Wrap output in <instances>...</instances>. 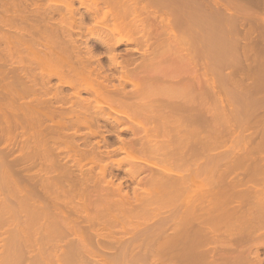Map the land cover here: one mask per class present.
I'll list each match as a JSON object with an SVG mask.
<instances>
[{
    "label": "bare ground",
    "instance_id": "6f19581e",
    "mask_svg": "<svg viewBox=\"0 0 264 264\" xmlns=\"http://www.w3.org/2000/svg\"><path fill=\"white\" fill-rule=\"evenodd\" d=\"M12 1H14V0H12ZM19 1V0H18ZM25 1V0H24ZM26 1H28V0H26ZM35 1H37V0H35ZM35 1L33 0V2L31 1L30 2V0L28 1V2H26V3H28V4H34L35 5ZM39 1V0H38ZM72 0H68V1H66L65 0V2H62L61 4H63V7L65 6V8L66 9H68V11L69 12H71L66 18H65V14H63L62 13V11H60V10H62V9H60V8H58L59 6V4H57L55 7H51L50 5V7L48 6V8L46 7L45 8V6H43L44 8H42V6L40 5V7L42 8H40L39 6H38V3L36 2V5H35V8L34 7H32L31 5V7L30 6H28V4H25V3H23V0H22V6L25 4V5H27V7L29 8H33L32 10L33 11H28V10H30V9H28L27 11V13L25 14L24 13V15L22 14L21 15V17H22V20H26L25 22L23 21V23L24 24H18V23H22V20H21V18L20 17H18V16H16L17 15V13H19L18 12V10L19 9H12V10H17V11H13L14 13H16V15L12 12V13H8L10 10V7L8 6L9 5V3H8V5L6 4L7 2H10V1H5V0H0V76H4V78L3 77H1V78H3L2 79V81H4V79L6 78V80H9V76H11L10 75V73H11V71H12V83L11 82H5L4 81V84H2V82H1V80H0V96H1V94H4V96L1 98L0 97V101H2V102H4V101H6V102H8V99L10 100V101H12V102H10L9 101V104L8 103H4V104H7L8 106H5V105H3V104H0V107H2L3 106V108H4V106H5V110H4V114H9V117H10V115L12 116V118L11 119H13L14 117V119L13 120H11V119H9V121L10 122H12L13 123V126L15 127H13L14 129H16L17 127V130L21 127V126H23V127H25L24 126V124L26 125V129H28L27 128V125H28V127H29V123H31L34 119H36L35 121H33V122H35V123H38V121H40L39 123H40V125L39 126H41V122H42V127L44 126V125H48V122H47V120H49L48 118H50V120H52V123L50 124V120H49V126L51 127V129L49 130V128L50 127H46V126H44V128H40V127H38V125L37 126H33V125H30V127L32 126V128L33 127H35V129L33 128V130H34V132H36L35 134L37 135V137H38V139H39V136H42V138L43 137H45L46 136V132L47 131H49V132H47V134L49 135V133L52 135L53 133H56L55 135H61L62 137H57L56 139H54L55 138V136H54V134H53V136H52V139H54V140H52L51 139V136L49 135V137L48 138H41L42 140H47V141H49V138L51 139V141H50V143L53 141V142H56V140H57V142L56 143H54L55 144V146H57L56 144L57 143H59L58 142V140L61 138H64L63 136H65L66 138H70V136H71V138L72 137H74V136H76V135H74V136H72L73 134H76V132H78V134L77 135H80V136H78V137H80V138H78L79 140H80V143H81V140L83 139V137L84 136H82V135H85V132H83V134L81 135V130L82 129H86V127H87V131L88 132H86V137H84V138H86L87 140H85V141H83V143H81V145L82 144H84V142H88L89 140H91V137L93 138H95L96 137V140H94V143L92 144V143H90V142H93V139L91 140V141H89V143H86L87 144V146H88V144H90L88 147H90L91 146V150L93 149V147H95V145L97 144V150H99L98 152H97V150L94 148V150H96L95 152H97V153H95L94 152V150H93V152L91 151V150H88L89 152L91 151L92 152V154L90 153L89 155H91L92 157H88V153L87 152H85L84 153V151H85V148H86V144H84V145H82L84 148H82L83 150H81V145H79V146H77V144H76V142H77V138H76V142L74 143V144H76V147H75V145L73 144V145H70V143H71V141L72 142H74L73 141V138H72V140H71V138L69 139V141H68V139H66V138H64L65 139V141H64V139H60V141H64V142H61V144H65V146L63 145V149H64V147L66 148H68V149H66V152L68 151V150H70V151H68L67 153H63V149L62 148H60L61 147V144L59 143L58 144V146L60 145V147H58V150H60V151H62V153L59 151V152H57V153H54V152H56V150L55 149H52V151L53 152H51L50 151V148H55V146H53L52 147V143L51 144H49V142H46V141H43V142H46V143H44V144H49V145H47V147L46 146H43L44 144H43V142L42 141H40V140H38V142L40 143V142H42V143H40V144H42V148H43V150H41V145H39V144H37V147H38V150L40 151V152H43L44 150H45V152H43L44 154L46 153V151H48V153H46V154H49V155H45V158L47 157L49 160H51L50 161V163L52 162V160H53V163L50 165V163H48V166L50 165L51 166V168H50V166H49V168H48V166H47V163H46V166H47V168H46V171H44V172H49V171H47V170H49L50 169V176L52 177V176H54L55 175V177H53L52 179H51V177L49 176V173L47 174H45L44 175V177H42V178H45L46 179V175L47 176H49V177H47L48 179H50V181L48 180V182L47 183H45V180L44 179H41V180H44L43 182L45 183H42V182H38V180H40V178L38 177V180L36 181V178H37V176L38 175H41V174H39L38 173V175L37 176H34V177H36L35 178V180L33 179V178H31V177H33V175H31L30 176V174H32L31 172H29V173H26V174H28L29 176L28 177H30L32 180H34V182L31 180L30 181V179L28 178V177H26L27 175L25 174V173H23V170H22V168H23V165H21L22 163L24 164V166H26V169L30 166V164H33V163H35L34 165H36V164H39L38 162H40V161H38V160H40V158L42 159L43 157H42V155L41 156H39V154H41L38 150H36V151H34V153L36 154H34L33 152H30L29 151V154L27 155V159H26V157L24 158H22V157H18L17 156V159H15V155H11V156H14V159H12L11 160V156L9 155V160H11L10 162H9V160H6L7 159V155H5V154H8V152L9 151H5V149H6V147H3V150H1V147H0V188L2 189V186H4V193H6V190H7V192H12V191H8V188H5V187H7V185L9 184V181L11 182L12 180H10V178H15L13 181H15L14 183L16 184V182H18L16 185H17V187H16V190H17V188L18 189H20V190H24V191H28L29 192V195H28V192H27V197L25 198L26 199V201L27 202H25L24 200H22L21 202L19 201L20 199H22V198H20V197H23V196H20V195H24L20 190H17L18 191V193L19 194H17V191H16V194L17 195H13L14 197L15 196H18L19 195V199H18V197H15V198H17V202H19L20 203V207H21V210L22 209H24V207L22 208V206H23V204H24V206L26 207L27 205L29 206H27L25 209L26 210H28V209H30L31 208V210H35V209H37V208H35L34 207V209H32V207H31V205H35L36 204V202L40 199V196H43V193H46V191L47 190H49V194H50V196H49V194L48 193H46L45 194V196H44V199L41 197V201L39 200V202H42V203H38L39 205H37V206H39V209L41 210H43L42 212H41V214H43L44 213V209L43 208H40L41 206H43V204L45 203L48 207H52V208H55V209H52L53 211H57L58 210V212H54V216H55V220L57 221V223L59 224H61V227H63V228H61L60 229V226L58 227V225L56 224V221L55 220H53V213H52V210H50L49 208L48 209H46L45 211H47V210H50L51 211V213H52V218L51 217H48V218H50V219H52V221H55V222H53L54 224H55V228L53 227L52 229H55L54 231L56 232L58 229H60L59 231H57V232H59L58 234H57V232L56 233H54V235L55 234H57V236H58V238H57V236H56V239H55V236H53V232H50V233H45V234H47L48 236H47V238L45 237V235H44V233L42 234H40L41 235V239H38V240H40V242L37 240V238H36V241H37V243L38 244H36V242L34 241L35 239H33V238H35V236H33V238H32V234L34 233V234H36L35 232H36V230H37V233L38 232H40L41 231V229H42V231L44 232V230L46 229V228H44V230H43V227L45 226V225H43L42 223H38V220L40 219V218H38V217H41V216H37V215H35L36 213L34 212L33 213V218L35 219V220H33V221H35L34 223H36V224H34L35 226L36 225H38V227H39V225L41 224L42 226H41V228L40 229H35V228H37V227H35L34 229H35V232L33 231V233L29 236V237H31V238H29L28 237V235H27V238L29 239V240H31V242L29 241V245L27 244L26 246H29V247H27V248H31L32 247V249H30V251L31 250H33L34 248H35V246L34 245H40V246H37L36 248H38V247H40V251H37V253L38 254H34L35 255V258H34V255H33V257L32 258H30L29 256H32L31 254H32V252H29V249L27 250L28 252H29V258L31 259V261L32 260H34L33 262H35V263H32V264H37V262L39 261V262H41L42 264L43 263H45V264H80V263H82V264H114L115 262L116 263H118L119 261H125L127 264H137L136 262H140V260H147V259H150L151 260V258L152 259H154V260H157L156 262H158L160 259H163L164 258V261L163 260H161V264H163V262L166 264H202V262H203V264H205L206 262H204V261H207L208 263H211V264H263V260H262V258H261V256L259 255V251H257L258 249H256V248H260L261 246L262 247H264V224H263V222L261 221V219H263L264 220V188H262L263 186L262 185H259V183H261V184H263V182H264V175L262 174V173H264L263 172V169L262 168H264V167H262V166H264V163L262 162V160L261 159H263L264 158V155H263V153L261 154V151H262V148L259 150V154H257L256 153V151L258 150V148L259 147H256L257 148V150L256 149H254V150H256V151H251V150H249L248 148V146H251V145H249L248 143H250L249 141L251 140L250 138V140L249 139H246V140H249L248 142L246 141V144H248V146L246 145H244V142H243V140L241 141V143L243 144V146H241L242 147V150H241V148H240V151H241V153H242V151H244V149L243 148H247L248 150H249V154L251 153V152H254L255 153V155L258 157V155L260 156V154H261V156H262V158H259V160L257 161V162H255V163H253L254 164V166H251V168L249 169V167L248 166H250V165H252L251 164V162H249L250 163V165L249 164H247L246 162H248L250 159H248V157L247 156H250L249 154H246L245 153V151L242 153V155H244V156H242L241 154V156L243 157L242 159H241V161L244 159V157H245V155H247L246 157H245V159L247 158L248 160L247 161H245V159H244V162L245 163H243V166H241L242 164L239 162V158H238V161L237 162H235L236 164L238 163V164H240V165H238L237 167H239L240 166V168H241V171L240 172H248L249 173V171L250 170H253V168L254 169H256V168H258V167H260V165H262L260 168H258V169H260L261 170V172H259L260 170H258V172H257V174H256V172L254 173V170L253 171H250V173L248 174V173H246V174H248V176H246V179L244 178L245 177V174L243 173V175L242 176H244V177H238V180H239V182H238V180H236L237 179V177L235 178L234 176V179L235 180H232V178H230L228 175L233 171V168L235 169V167H236V164L234 165V163H233V161L232 160H234V158H232L231 159V157H229L230 159H231V161L230 160H224V159H226V158H228L227 156H223V155H221L220 156V159H218L217 158V156H215V155H213V153L211 154V157L209 156V154H207V156L208 157H210V160H211V158H212V155L213 156H215L216 158L214 159V166L216 167V165H215V163L216 162H218L219 160H221L222 158V161L224 162L225 161V164H224V166L226 165V168L225 169H227L228 168V170L231 168L232 169V171H231V169H230V171H228V170H225V172L226 173H228L227 175H225L224 173H223V178H225V181H227V183H224V184H222V185H220L221 184V181H224V179H218V178H222L221 177V174H218V172L215 174V175H218V176H214V173H211L212 174V178L211 179H209V180H212V179H214L215 177H217V180L215 181H213L212 183L210 182L209 184H208V186H204V184L203 183H201L200 182V184H199V182H197V181H194V179L195 180H198L197 179V177H198V173H199V177H200V170L202 171L203 169V172H206V170H205V168H203V167H205V166H203V165H201V164H198L197 163V160L199 159L200 160V158H197L196 157V155L198 154V153H201V155H202V157H203V153L202 152H200V151H202V150H200V149H202V148H200V146H199V148H196L197 147V145L198 144H200V142H204V139L202 140V141H199V143L198 144H196V145H194L193 143H196V140H199V139H197V137H196V139H195V142H194V139H193V141H191V143H189V145L188 144H186V142L184 143L183 141V138L185 139V141L188 139V137H187V134L185 135V133H182V134H184L186 137H184V136H182L183 138L181 139V138H178V139H180L179 140V143H180V141H181V143H180V145L181 144H184V146H183V148L180 146V148L178 147V145L176 146L175 144L178 142V141H176V140H178V139H176L175 140V138H176V134L174 133V136L173 135H171V137H170V135H167L168 137H167V139H164V135H163V139H162V136H161V138H160V134L161 133H159L160 131H159V127H162V125L164 124V125H166V123H167V121L169 122V124H168V127L169 126H172V127H175L176 125H178L179 127H180V125H181V127H182V125L183 124H190V121H187V118H185V116H181L180 115V117L179 118H177V120H179V119H181V117H183L182 118V120L183 121H181V120H179V122L181 121V123H180V125H179V122H177L176 123V121H174V119L173 118H171V121H172V123H176V125L174 126V125H170V121L168 120V119H170V117L171 116H169V118H168V112L166 113V114H162L160 111H161V108H162V111L163 110H166V111H168L166 108L167 107H165L164 105H167V104H169L170 102L174 105V106H172V104H169L170 105V107H172V109H173V107H175L176 106V100L174 101V100H169L170 98H168V101H169V103L167 102L166 103V100L164 101V98L163 97H165V94H164V96H162L161 98H163V100L161 101L162 103L161 104H164V102L166 103V104H164V105H162L161 106V104L159 105V113H161L162 114V116H163V118H162V116L159 114V113H157L158 115H157V117H161V118H158V119H160V120H157L158 121V124L159 123H161V124H159V125H161V126H159L158 124H156L157 123V121L155 120V116H156V114L153 116V117H151V115L150 116H148V117H146V118H150V119H148V121L149 122H146L148 125H150L152 122H154L155 123V125L156 126H154V124H153V126H151L152 127V129H150L151 127H149V129H148V127L146 128L144 125L145 124H141L142 126H144V128H142L141 126H139L140 128L138 129V130H134V129H136L135 127H137V126H134V127H132V128H134V129H131V130H134L131 134H134L133 136H135L137 139H134V137L132 138V137H128V140H125V137H123V136H121L122 134H121V132H122V128H124L122 125V128H120L119 129V126H120V124H121V122H124L125 120H127L128 121V119H130V118H128V119H120L119 117H113V116H111V115H109V114H107V113H104V112H102L101 113V111L100 112H97L98 113V115H96V116H99V117H96V116H94L93 117V115L94 114H96L95 112H93L94 114H91V108L89 107V112L90 113H88V111H87V113H88V115H87V113L85 112V110L84 109H88L87 108V106H88V104H89V102H88V104L86 105V103H85V105L83 104V102L84 101H87V100H89V98L91 97V94H93L94 95V97H96V96H100L101 97V95H103V97L105 98V96H106V98H107V96L108 97H110V98H107V99H110V100H114L113 98H115L116 99V97H119V98H117L118 100H120V99H123L122 101H126V100H124V99H128L129 100V98H132V99H135V98H140L141 100L142 99H144L146 96L145 95H147L146 93H145V91H144V87H142V88H140V89H137V85H136V83H135V87H134V91L131 89V90H128L127 88H125V84L123 83V81L125 80L124 78H129V76L131 75V73H132V69L130 68V66L132 65V66H135V68H134V70L133 71H136V76H140L141 74L143 75H141L142 77H144V76H146V74H147V76H146V78L145 79H147L148 80V78H149V80H148V83L149 82H151L150 83V85L151 84H153L154 82H152V81H155V80H157V81H155V82H159V84H158V86L156 85V87H151L150 88V90H148V91H154V90H157L158 89V87L160 88V90L162 91V93L163 92H165V90L164 89H161V86L162 87H164L163 85H166V86H168V88H169V86H170V84H171V82H172V80H174L175 81V83L173 84L174 85V87L173 88H175V85L176 84H179V85H181V86H185V85H182V83H184V82H182L181 83V81H186V79L185 80H183L184 78H183V76H184V74H183V71H184V69L186 68L187 69V67L189 66V67H191V71L193 72L195 69H197V71H195V72H193L194 74H195V76H196V82H191L192 83V86H190L191 87V89H192V92L191 93H194V95L196 96V95H200L201 97L203 96V94H205L204 92L206 91V92H208V95H206L205 94V96H206V98L208 99H211V102L213 103V101L215 100V101H225V103L227 102L225 99H224V97H225V95H226V97L228 98H226L227 100H228V103H230L231 102V104H232V101H233V97H234V93L235 92H238V91H236L237 90V88H238V90H239V87H240V90H242V91H244L243 92V95H242V92H240L241 94H239V95H242L243 96V98H244V93L246 94V96H248L247 94H250L251 93V96H253L254 95V97L256 96L257 97V95L256 94H258V92L260 93V95L262 94V95H264V89H261V92L259 91V89L260 88H263L264 87V16H260L259 14L257 15L256 14V12H255V10L253 9L252 11H254V13L257 15L256 17H262V18H256L255 16H253V15H250L249 14V12H250V9H251V7H253L254 8V6H256V5H259V4H263V6H264V0H99V1H101L102 3H103V1H104V4H113V5H111V8L110 9H108V10H104L103 9V7L101 8V7H99V5H100V2H98L99 3V5H97V6H92L91 8L90 7H86L87 8V11H89V13H91V14H87V16L88 17H90V19H91V21H94V22H97L98 24H103V26L104 25H106L107 24V26H108V24H110L111 23V21H112V23L114 24V25H116L117 24V22L118 23H120L119 25H123V23L124 22H126V24L124 23V27L125 26H127L128 24H129V26L131 27V26H134V28H131L133 31H130L129 30V32H132V34L134 35V36H131V38L133 37V39H136V41L135 42H137L138 43V40L141 38V40H140V42L142 41V43H146L145 45H143V46H148L149 48L151 47V45L153 46V49H150L149 51H150V53L148 52V51H146L147 53H148V55H146V52H145V55H143L142 56V58L143 59H140L139 60V58H137L136 60H139L140 62H138V64L137 65H135L134 63H135V59H134V56L133 55H131V56H128L127 54H129V53H127V54H125V55H127L128 57L127 58H124V59H121V57H120V55H122V53L120 54L119 52H117L118 50H117V47H119L120 45H125V44H128L129 45V43H131V42H133L134 40H132V41H130L131 40V38H127V40H125L122 36H120V37H122V38H118V37H116V36H114V38L115 39H113V37L111 38V35H109V37L108 36H106L105 34L103 35H94L93 34V32H90V30L91 31H93L91 28H94V27H92V25L90 24V26L89 27H87V28H85L82 32H81V30L84 28V25L86 24V20H88L89 18H86L87 16L85 15V14H83L82 13V11L81 12H79V13H75L76 12V10L75 9H73V8H71L72 7V2H71ZM81 2H82V0H80ZM15 2V1H14ZM30 2V3H29ZM110 2V3H109ZM15 3H18V2H15ZM15 3H13L14 4V6L12 5V7L11 8H14L15 7ZM21 3V2H20ZM41 3V2H40ZM97 3V4H98ZM16 5H18V4H16ZM21 5V4H20ZM19 5V6H20ZM45 5V4H44ZM7 6H8V8H7ZM47 6V5H46ZM101 6V5H100ZM113 6V7H112ZM262 6V5H261ZM18 7V6H17ZM26 7V8H27ZM62 7V6H61ZM20 8V7H19ZM25 8V7H24ZM85 8V9H86ZM258 8V7H257ZM259 8H260V6H259ZM264 8V7H263ZM78 9V8H77ZM256 9V8H255ZM9 10V11H8ZM11 10V11H12ZM25 10V9H24ZM75 10V11H74ZM102 10H103V13H100V14H102V15H100L99 16V14H98V11H101L102 12ZM10 11V12H11ZM61 13H60V12ZM64 11V10H63ZM77 11H79V9L77 10ZM86 11V10H85ZM21 12V11H20ZM24 12V11H23ZM65 12H66V10H65ZM22 13V12H21ZM57 13H59V15L61 14V17L62 18H60V17H57V18H59V20H64L63 22H64V26H62L61 28L59 27V26H57V25H63V22L62 21H60V23H59V21H58V23H56V21L58 20H55V15L57 14ZM87 13V12H86ZM9 16H8V15ZM11 14L13 15L14 14V17H12L11 16ZM28 14H30V15H34L35 17V20H33V21H35L36 23H32L31 21H32V18L30 17V15H28ZM253 18H256L257 19V21L260 19V21H255L256 23H252V22H249V21H251V20H249V21H247L246 19L248 18L249 19V15ZM18 15H20V13L18 14ZM7 16H8V18H7ZM11 16V17H10ZM63 16H64V19H63ZM70 16V17H69ZM86 16V17H85ZM247 16V17H246ZM11 18V20H10V18ZM16 17V18H15ZM33 17V16H32ZM70 19H69V18ZM12 18H14V19H19V21H18V19H17V21H18V23H17V21H14V22H16V23H14L13 21H12ZM31 18V19H30ZM33 18V19H34ZM69 19V21H68V23L67 24H70V25H67L66 24V22H65V20L66 19ZM89 19V20H90ZM202 19H209V20H212V21H215L216 23H217V25L215 24H213V26H211L210 28H208L207 27V29L206 28H203V29H206V31H202V29H201V25H202ZM31 20V21H30ZM55 20V21H54ZM255 20V19H254ZM10 21V22H9ZM11 21L13 22V23H11ZM30 21V22H29ZM55 22L57 25H55V23L54 24H52V22ZM71 21V22H70ZM109 21H110V23H109ZM129 21V22H128ZM28 22V23H27ZM61 22H62V24H61ZM70 22V23H69ZM206 22H208V20L206 21ZM89 23V22H88ZM87 23V24H88ZM91 23V22H90ZM209 23V22H208ZM220 23H222L221 25H223V24H227V28H226V30H225V33L223 32H221V30L219 29L218 30V28L217 29H215L217 26H218V24H220ZM52 24V25H51ZM86 24V25H87ZM94 24V23H93ZM204 24V23H203ZM26 25V26H25ZM45 25H49L48 26V28L47 29H49V27H50V30H47L45 27H47V26H45ZM55 25V26H54ZM95 25H96V23H95ZM118 25V24H117ZM44 26V27H43ZM55 28H57V29H54V27ZM102 26V25H101ZM256 26V27H255ZM51 27H53L52 29H51ZM86 27V26H85ZM128 27V26H127ZM127 27H126V29H127ZM204 27H206L205 25H204ZM219 27V26H218ZM221 27V26H220ZM224 27H226V26H223L222 28H224ZM4 28L6 29H8V30H12V29H15L14 30V32L16 31V32H18V33H16V34H12V33H14V32H11V31H8L7 30V32H6V30H4ZM45 29H46V31H45ZM87 29H89V32L87 31ZM4 30V32H2ZM54 30V31H53ZM45 31V32H44ZM48 31H50V33L48 32ZM53 31V32H52ZM84 31H87V33H92L93 35H92V38L93 37H95V40H96V44H94V42H92L91 40H90V38H89V40L93 43V44H89V41H81L80 42V38H81V36L83 37V32ZM135 31V32H134ZM222 31H223V29H222ZM46 32H47V34L49 33L50 35H47L46 34ZM51 32H52V34L54 35H51ZM82 33V34H81ZM85 33V32H84ZM203 33L204 34H206V35H204V36H206V37H204L203 36ZM45 34L47 35L46 36V38H48V37H50V39H46L45 38ZM138 35V37H137V35ZM150 34V35H149ZM151 34H153V36L154 37H149V36H152ZM188 34H190L189 36L190 37H188ZM85 35V34H84ZM91 35V34H90ZM155 35H156V38H155ZM166 37H165V36ZM89 35H87L86 37H88ZM160 36L161 38H158V37ZM163 36V37H162ZM85 37V38H86ZM90 37V36H89ZM165 37V38H164ZM188 37V38H187ZM192 37V40H190L189 38H191ZM225 37V39H223ZM52 38V39H51ZM57 38V39H56ZM85 38H83V39H85ZM94 39V38H93ZM154 39V40H153ZM158 39V40H157ZM225 40V41H221V40ZM81 40H82V38H81ZM86 40V39H85ZM145 40V41H144ZM154 41V42H153ZM188 41H192V43L193 44H191V45H194V47H196V51H195V49L194 50H192L191 48H189V43H191V42H188ZM84 42H87V43H84ZM90 42V43H91ZM224 42H225V46H224ZM2 43L4 44L5 43V46L6 47H4V45L2 46ZM82 43H84L83 44V46H85L84 48L81 46L82 45ZM153 43V44H152ZM157 44V45H155V44ZM223 43V45H221ZM141 44V43H140ZM17 45H19V47L21 46V48H22V46H24V48H22V51L24 50V49H34L35 51L32 53V55H33V57H32V61H34V62H36L34 65H31L30 66V64H28L29 66H26L21 60H18V56L20 55V53L22 52L21 51V49L17 46ZM127 45V46H128ZM155 46V47H154ZM158 46V47H157ZM100 48V47H103V48H105L106 50H107V53H106V55L109 57L108 59L110 60L109 61V63L111 62V64H110V67H112V66H114L115 68L117 67V69H115V70H117V71H113V73L111 72V73H109V72H106V66H104V64L102 63V60H100V57H101V54H102V52L101 53H98L97 52V48ZM129 47V46H128ZM141 47V46H140ZM139 47V48H140ZM160 47H161V49H160ZM190 47H193V46H190ZM131 48V47H130ZM135 48V47H134ZM134 48H131L130 50H134V51H137L138 53H139V51H141L140 49H142V48H138V46L134 49ZM148 48V49H149ZM168 48V49H167ZM15 49H20V51L17 53L18 54V56H15L16 55V53H15V55H14V53H13V50L14 51H16L17 52V50H15ZM61 49H65L66 51H65V53H66V55H67V53L68 52H70V54H69V56H66L65 54L64 55H62L63 53H64V51H63V53H62V50ZM85 49V50H84ZM125 49H127V51L129 50L127 47L125 48ZM144 49V48H143ZM142 49V50H143ZM159 49V50H158ZM163 49H165V51L163 50ZM185 49L187 50L186 51V53L188 54H186L185 53ZM190 49H191V51H190ZM31 50V51H32ZM61 50V51H60ZM100 50V49H99ZM117 50V51H116ZM129 50V51H130ZM168 52H167V51ZM184 50V51H183ZM127 51H124V53H126ZM134 51H132V52H134ZM170 51V52H169ZM192 52V53H190V52ZM195 51V52H194ZM132 52H131V54H132ZM161 52H162V54H161ZM169 53V54H171V52H173V53H175V55L173 54L172 55V59H171V55H169V54H163V53ZM182 52V53H181ZM183 52L185 53V54H183ZM230 52H232L231 54H230ZM2 53H4V55H5V59L3 58V55H2ZM11 53H13V54H11ZM177 53V54H176ZM189 53H190V55H189ZM194 53V55H193V57H192V55L191 54H193ZM55 55H57V56H55ZM60 55V56H59ZM61 55H62V57H61ZM130 55V54H129ZM187 56V59H188V56H191V57H189V59H191L190 61V63H189V65H188V63L186 62L187 60H185L186 59V56ZM13 56V57H12ZM51 56V57H50ZM55 56V57H54ZM58 56L59 57H61V59L60 58H58ZM123 56H124V54H123ZM162 56H164V57H162ZM167 56H169L170 58H167L168 60H166L165 58L167 57ZM259 56H261V58L259 57ZM14 57H16V59L14 58ZM47 57H49L48 59H52L53 60V58L55 59L56 58V61L55 62H57V60L58 59H60L59 61H64L63 63H64V65L63 66H66L67 65V71H63L62 70V67H61V65H60V63L58 64V63H53V61L51 60V61H49V60H47ZM67 57H69V59L67 58ZM177 57L179 58L177 61H176V59H177ZM185 57V58H184ZM13 58H14V61L10 64V67H11V65H13L11 68L10 67H8V65H9V63H8V61L9 62H11L12 60H13ZM35 58V59H34ZM67 58V59H66ZM123 58V57H122ZM141 58V57H140ZM183 58H184V60H185V62L187 63H185L184 62V60H183ZM3 59H4V61H3ZM63 59V60H62ZM175 59V60H174ZM188 59V60H189ZM204 59V61H206L207 62V64H208V68H209V66H211L212 68H213V70H217L218 68H226V69H231V71L229 72V73H227L226 71H222V69H221V71H222V73H218L217 74V72L216 71H214L215 73H213L212 74V76L210 77H207V75H206V73H203V74H205L206 76L205 77H203V75L202 74H198V72L200 73L201 72V69H203L204 67H203V63H201V62H203L202 60ZM206 59H208V61L206 60ZM47 60V61H46ZM166 60V63L164 62ZM171 60L173 61V62H171ZM180 60H181V62H183V63H181L180 62ZM31 61V62H32ZM44 61H46V62H44ZM170 61V62H169ZM175 61V62H174ZM180 62L181 63V66H183V64H184V66L182 67V68H184L183 70H182V75H180L181 73V67H180V64L178 63V65H177V62ZM48 62H49V65L50 64H53V66L55 65V64H58V66L56 65V67H55V69H56V71H54L55 69H52L53 71H52V73L51 72H48L47 70H46V66H48ZM52 62V63H51ZM65 62H66V64H65ZM95 62V63H94ZM2 63H4L5 64V66H7L6 68H5V66H4V64H2ZM6 63H8V65H6ZM33 63V62H32ZM44 63H46V64H44ZM62 63V64H63ZM97 63V64H96ZM102 63V64H101ZM166 64V65H164V64ZM176 64L178 67H180V68H177V72H179V73H177V72H175L174 73V79H173V74L172 75H170V69H169V67H172V66H169V65H172V64ZM193 65H192V64ZM201 63V64H200ZM134 64V65H133ZM163 64V65H162ZM174 64V65H175ZM190 64H191V66H190ZM197 65V67L195 66L194 67V65ZM200 64V67H203V68H198V65ZM207 64H205L204 63V66L205 65H207ZM112 65V66H111ZM175 65V66H176ZM185 65H186V67H185ZM188 65V66H187ZM45 66V67H44ZM167 66H169V67H167ZM193 66V67H192ZM230 66V67H229ZM41 69V70H38L39 68ZM109 67V68H110ZM118 67L120 68V71H119V69H118ZM128 67H129V69H128ZM7 68H9L10 70H8ZM59 68V69H58ZM66 68H64V69H66ZM113 68V67H112ZM206 68H207V66H206ZM205 68V69H206ZM245 68H247V69H250L251 71V73L249 72V74H247V76L249 77L250 76V79L252 78L253 79V83H251L250 82V80H248L249 82L248 83H246L247 81H245V79L243 80H239L238 78H242V77H239V76H245V75H243V73L241 74V75H239V73L240 72H242ZM259 68H261V71L259 70ZM61 69V70H60ZM130 69H131V71H130ZM136 69V70H135ZM168 69H169V71L170 72H168ZM173 69H175V68H173ZM179 69V70H178ZM185 69V70H186ZM198 69H199V71H198ZM204 69V70H205ZM223 69V70H224ZM60 71V72H58V71ZM110 70V69H109ZM109 70H107V71H109ZM206 70H208V69H206ZM205 70V71H206ZM210 70V69H209ZM246 70V69H245ZM244 70V71H245ZM49 71H51V69L49 70ZM118 71H119V74H118ZM220 71V70H219ZM218 71V72H219ZM53 72L55 73V75L54 76H57V78L58 79H60L59 80V82L57 83V85H56V83L55 84H53L52 85V77L54 78V76H53ZM65 72H67V74L65 73ZM68 72H70V73H68ZM129 72H131V73H129ZM174 71H172V73H173ZM224 72V73H223ZM71 73H73V74H71ZM89 74V76L88 77H91V78H89V79H91L90 81L91 82H89V80H88V78H87V80H86V78L85 77H87V75ZM144 73V74H143ZM154 74V76H153V74ZM176 73L178 74V75H176ZM185 73V72H184ZM196 73L199 75H196ZM9 76H8V75ZM57 74V75H56ZM70 74V75H69ZM77 74V76L75 77L74 75H76ZM87 74V75H86ZM117 74V75H116ZM129 75L128 77L126 76V75ZM139 74V75H138ZM258 74H261L260 76V78H258ZM65 75H67V77L65 76ZM80 75V76H79ZM86 75V76H85ZM149 75V76H148ZM179 75L182 77L180 80L178 79V80H175V77H177L178 76V78H180L179 77ZM201 75H202V77L203 78H205V82L203 81V79H201ZM237 75H239L238 77H237ZM65 76V77H64ZM68 76H70V77H68ZM72 76H74L75 78H73ZM79 76V77H78ZM83 77V78H81L80 79V77ZM117 76V78H115ZM134 76V75H133ZM140 76V77H141ZM155 76H156V78H155ZM192 76H193V74H192ZM234 76H235V80H236V82L239 80V82H241V83H234V81H233V79H234ZM246 76V77H247ZM251 76H253V77H251ZM64 77V78H63ZM131 77V76H130ZM135 77V76H134ZM134 77H132V78H130L131 80H133V81H135L136 79L134 78ZM154 77V78H153ZM172 77V78H171ZM185 77V76H184ZM237 77V78H236ZM245 77V78H246ZM247 77V78H248ZM257 77V78H256ZM0 78V79H1ZM8 78V79H7ZM66 78H68V79H66ZM72 78V79H71ZM77 78V79H76ZM118 78H120L121 80H119ZM138 78V77H137ZM153 78V79H152ZM206 78H208V79H206ZM255 78H256V82H258V83H256L255 82ZM62 79H64V80H62ZM69 79L71 80V82L69 83L68 81H69ZM75 79V80H74ZM80 79V81L82 80V79H84V84H83V82L81 81V83H80V81H79V83L78 82H76V81H78ZM115 79H118L119 80V82H118V85L116 84V83H113V81ZM123 79V80H122ZM151 79H152V81H151ZM172 79V80H171ZM177 79V78H176ZM191 79H192V77H191ZM251 79V80H252ZM259 79V80H258ZM10 80V81H11ZM62 80V81H61ZM73 80H74V82H73ZM193 80V79H192ZM258 80V81H257ZM86 81V82H85ZM116 81V80H115ZM114 81V82H115ZM126 81V80H125ZM124 81V82H125ZM171 81V82H170ZM191 81V80H190ZM232 81V82H231ZM245 81V82H244ZM262 81V82H261ZM62 82V83H61ZM130 82V81H129ZM136 82V81H135ZM178 82V83H177ZM233 85V83H234V85H237L236 87L234 86H232V85H230V83ZM259 82H261V83H259ZM86 83V84H85ZM181 83V84H180ZM185 83H187V82H185ZM184 83V84H185ZM190 83V82H189ZM243 83V84H242ZM248 85V84H250L251 85V87H252V89L249 87L248 88V86L246 85V84ZM256 83V84H255ZM2 84V85H1ZM120 84V85H119ZM133 85H134V83H132ZM155 84V83H154ZM153 84V85H154ZM253 84V85H252ZM258 84V85H257ZM149 84H147L146 86H148ZM149 85V86H150ZM159 85H161V86H159ZM187 85H189L188 83L186 84V87H187ZM241 85H244V87L246 86L247 87V89H246V87L244 88V87H241ZM263 85V86H262ZM63 86H70V87H72V89H73V91H70V92H68V90L65 92V93H70V95L71 96H74V97H77V100H76V98H72L70 95H68V97L66 96V94L63 92ZM146 86H145V89H146ZM155 86V85H154ZM166 86L164 87L165 89H166ZM172 86V85H171ZM259 88H258V87ZM262 86V87H261ZM178 87V86H177ZM194 89H193V88ZM258 89H257V88ZM139 88V87H138ZM156 88V89H155ZM243 88V89H242ZM53 89V90H52ZM68 89V88H67ZM71 89V88H70ZM127 89V90H126ZM141 89H143V90H141ZM148 89H149V87H148ZM172 89V88H171ZM245 89H246V91H245ZM250 89H251V91L252 92H250ZM256 90V94L254 93L253 94V92ZM65 90H66V88H65ZM164 90V91H163ZM168 90V89H167ZM166 90V91H167ZM239 90V91H240ZM263 90V91H262ZM51 91L53 92V93H51ZM85 91L86 92H89V93H91L90 94V97H88L89 96V94H88V96H83L82 95V93L84 92L85 93ZM136 91V92H135ZM148 91H146V92H148ZM41 92V93H40ZM46 92H49L50 94H53L52 96H51V100L49 101V100H47V99H49L48 97H46V98H42L41 99V97H40V94L42 95V94H44V95H46L45 93ZM156 91H154L153 93L152 92H149L150 94L152 93V94H154ZM158 92V91H157ZM160 92V91H159ZM167 92H169V91H167ZM166 92V93H167ZM197 94H196V93ZM250 92V93H249ZM40 93V94H39ZM48 93V94H49ZM65 94V97L63 98L62 96H60L61 94ZM161 93V92H160ZM17 95V97L19 98V101H20V99H21V103L22 104H19L20 102L19 101H17L18 99H17V97H16V100L14 99L15 97L14 96H16ZM35 95V96H33V95ZM37 94H39V96L37 95ZM47 94V95H48ZM62 94V95H63ZM159 94V93H158ZM224 94V95H223ZM26 95H29L30 96V98L32 97L33 99H31L30 100V98H29V100H27V98L29 97H27L26 98V100L27 101H24L25 100V96ZM43 95V96H44ZM57 95H59V96H57ZM105 95V96H104ZM156 95V94H155ZM209 95H211V96H214V97H211V96H209ZM237 95V94H236ZM9 96V98H7L6 99V97H8ZM13 96V97H12ZM55 96H56V98H55ZM150 96H152V95H150ZM160 96H161V94H160ZM159 95H158V98L160 97ZM167 96V95H166ZM205 96H203V98L205 97ZM207 96H209V97H207ZM251 96H250V99H249V96L248 97H245L246 99V101L243 103V104H245V106L243 105V107H244V109L246 108V106H247V108L249 107V108H255L254 106H256L257 107V105H258V103H259V105H261V106H263L264 105V97L263 96H259V94H258V96L259 97H255V99H256V101H254V102H257V101H259V102H257V105H254V104H256V103H254V104H252V102L250 101V100H254L253 99V97L251 98ZM38 97H40V98H38ZM57 97H59V98H61L62 100L64 99L65 100V98L67 97V98H72L71 99V102L70 103H72V101H78V103L79 102H81V104L79 103V106H77L78 104H76V101H75V106L76 107H80V105H84L85 107H80V108H77V109H75L76 107L75 106H73L72 107V104L70 105V109L67 107V109H65L64 108V105L65 104H68L69 102V99H67L68 101H64V102H62L60 99H57ZM85 97V98H84ZM88 97V98H87ZM97 97V98H98ZM168 97V96H167ZM197 98H199L198 96H196ZM196 97H194V98H196ZM200 97V98H201ZM216 97H220V98H223V99H220V98H216ZM3 98H4V100H3ZM53 98H55L54 99V101L56 100L57 101V103L55 102V105L57 104H59L58 103V100H60L59 102H61V108H59V109H62L63 110V108L65 109V110H63V112L64 113H62L60 110L58 111L57 109V107L59 106H55L53 103H54V101L52 102V100H53ZM199 98V99H200ZM203 98H201V100L203 99ZM214 98V100H212ZM217 100H216V99ZM239 98V97H238ZM241 98V97H240ZM248 98V99H247ZM261 98V99H260ZM263 98V99H262ZM2 99V100H1ZM13 99H14V101H13ZM206 99V100H207ZM208 99V100H209ZM235 99V98H234ZM41 100V101H40ZM45 100V101H44ZM80 100H82V101H80ZM91 100V99H90ZM158 99H157V96H156V101H157ZM182 100V99H181ZM184 100V99H183ZM196 100H198V99H196ZM196 100H195V102H196ZM261 100H263V105H262V102H260ZM41 103H40V102ZM136 101V100H135ZM134 101V102H135ZM200 101V100H199ZM203 101V100H202ZM214 101V102H215ZM237 101V100H236ZM240 101V100H239ZM248 101H250L251 102V104L250 105H252L251 107L249 106V102ZM19 102V103H18ZM66 102V103H65ZM128 102V101H127ZM174 102V103H173ZM177 102H178V99H177ZM180 102V101H179ZM186 102V104L184 105L183 104V106L182 107H185L186 108V105L188 104L187 103V100L185 101ZM194 102V101H193ZM192 102V106L190 105H187V107H190V108H188L189 110H191V108L193 107V105H194V103ZM206 102H208V101H206ZM206 102H202V103H206ZM241 102V101H240ZM12 103H13V105H12ZM14 103H15V105L16 104H18V105H16V106H18V107H15V105H14ZM62 103L64 104V105H62ZM74 103V102H73ZM182 103H184V101L182 102ZM182 103L180 102V104L182 105ZM220 103V102H219ZM225 103H221V104H223V105H221V106H223V108L222 109H224L223 111H225L226 109H229L231 106H230V104L228 105L229 106V108L226 106V105H224ZM228 103H226V104H228ZM234 103H235V101H234ZM246 103H247V105H246ZM179 103L177 104V106L173 109V110H175L174 112L175 113H177V114H180L181 112H180V108H179V106L178 105H180ZM196 105H197V103H195ZM218 103H216V105H217ZM237 104V103H236ZM235 104V105H236ZM11 105V106H10ZM199 105V104H198ZM198 105H197V107H198ZM258 105V106H259ZM13 106V107H12ZM63 106V107H62ZM68 106H69V104H68ZM203 106V105H202ZM202 106H201V104H200V108H202ZM224 106H226L227 108L225 109V107ZM239 106V105H238ZM7 107H8V109H9V112L7 111ZM74 108L73 110H72V108ZM161 107V108H160ZM204 107V106H203ZM217 107H219L218 105H217ZM235 107V106H234ZM230 108L231 110V112H232V110H234L233 111V113H231L232 114V117H234L235 115L234 114H236L235 113V108ZM260 107V106H259ZM259 107L258 108H256V109H258L259 110ZM2 108V109H3ZM57 108V109H56ZM164 108V109H163ZM177 108H178V110H177ZM194 108V107H193ZM192 108V109H193ZM195 108H196V106H195ZM195 108H194V112L196 111L195 110ZM199 108V107H198ZM197 108V110L199 111L200 110V108L198 109ZM261 108H263V107H261ZM2 109H0V114H2L3 115V110ZM157 109H158V107H157ZM188 109H185V113L187 112L188 113V111H186V110H188ZM205 109H206V107H205ZM220 109V108H219ZM222 109H221V111H222ZM72 111V112H69V111ZM203 110H204V108H202V112H203ZM208 110L210 111V109H207V110H205V112H207L208 113ZM212 110V109H211ZM217 110H218V108H217ZM240 110V109H239ZM253 111L255 110V109H252ZM261 110V109H260ZM260 110L259 111H255V119L253 120V122L257 119V117H258V120L257 121H259V119L260 118H262V116H264V115H262V114H264L263 113V110H262V112H260ZM57 111H58V113H57ZM66 111V112H65ZM67 111H68V113H67ZM155 111V110H154ZM243 111H245L246 113H247V111H246V109L245 110H243ZM2 112V113H1ZM7 112V113H6ZM62 113L61 114V116H62V118H61V116H60V114L59 113ZM164 112V111H163ZM179 112V113H178ZM192 112V111H191ZM190 112V113H191ZM202 112H198L197 113V111L195 112L196 114H199V113H202ZM213 113V114H215L214 112H213V110L212 111H210L208 114H210V113ZM216 113H219L220 112V110H218V112L217 111H215ZM241 112V111H240ZM258 112H260L261 113V116H260V114H258L257 115V113ZM54 113H56V114H54ZM66 113V114H65ZM72 113V114H71ZM74 113V114H73ZM99 113H101V114H105V115H102V116H100L99 115ZM174 113V114H175ZM190 113H188V114H190ZM193 113V112H192ZM195 113H193V114H195ZM206 113V114H207ZM246 113H244L245 114V116H246ZM250 113H252L251 112V110H250ZM57 114H59V115H57ZM70 114V115H69ZM91 114V115H90ZM107 114V115H106ZM182 114V113H181ZM195 114V115H196ZM205 113L204 114H199L200 116H203V115H206ZM213 114H210L211 115V117L213 116ZM221 114V116L220 117H223L224 116V114H223V112H221L220 113ZM248 114H249V112H248ZM254 113H252V114H249V117H248V120H249V118H250V120H249V122L251 121V123L249 124V123H246V122H248L247 121V117H244L243 118V120H245L246 122H244V123H246L247 124V126H246V124H244L245 125V129H249V126L248 125H250L251 126V124H252V117H254V115H253ZM44 115L45 116H47V118H45L44 117ZM67 115V116H66ZM215 115H217V114H215ZM228 116H227V119H228V117L230 116L229 114H227ZM243 115V114H242ZM253 115V116H252ZM1 116V115H0ZM55 116H57V117H55ZM58 116H60V117H58ZM65 116V117H64ZM70 116V117H69ZM92 116V117H91ZM110 116H111V118L113 119V123H114V125L112 126V124H110L112 127H113V131H114V129H115V131L114 132H116V136H117V140H119L118 142H120V144L119 143H117L116 142V144L118 145H114L115 147H113L112 146V140L111 141H109V139L106 137V135L105 134H108L109 135V131H108V133H105V132H107V129L108 130H110L111 128L109 127V128H107V125L106 124H104L103 125V121L105 120L106 122H107V120H109V123H110ZM165 116H167V118L168 119H166V117ZM177 116H179V115H176V117ZM190 116H191V114H190ZM200 116H196V117H198L197 118V121H195L196 123H193L194 121H193V116L191 117V119H192V121L193 122H191V123H193V124H191V125H197V123H198V120L199 121H201L202 122V124H203V120L206 118L207 119V117H205L204 118V116L203 117H200ZM207 116H209V115H207ZM226 116V115H225ZM224 116V117H225ZM248 116V115H247ZM260 116V117H259ZM4 117V115L2 116V119H4L3 118ZM6 117H8V116H6L5 115V119L4 120H6L7 118ZM42 118V120H43V118H45V120H43V121H45V123L46 124H43V121H41V118ZM156 117V118H157ZM195 117V116H194ZM210 117V116H209ZM216 117V116H215ZM214 117V118H215ZM219 117V115L216 117V120H217V118ZM219 117V118H220ZM231 117V116H230ZM237 118H238V115L236 116ZM235 117V118H236ZM59 118H61V119H59ZM69 119V121H68V119ZM154 118V119H153ZM202 118H204V119H201ZM264 118V117H263ZM263 118L261 119V120H263ZM8 119H7V121L5 122L6 124V126L7 127H10V126H12V125H10V123H8L7 124V122H8ZM16 119H18V120H16ZM38 119H40V120H38ZM47 119V120H46ZM58 119V120H57ZM111 119V120H112ZM163 119V120H162ZM173 119V120H172ZM184 119H186V121L188 122V123H185L186 121L184 120ZM196 119V118H195ZM194 119V120H195ZM205 119V120H206ZM210 119V118H209ZM221 119H223V118H221ZM23 120V122H21ZM24 120H25V122H24ZM103 120V121H102ZM145 120V118L143 119V121ZM147 120V119H146ZM145 120V121H146ZM176 120V119H175ZM190 120V119H189ZM204 120V121H205ZM14 121H16L17 123H15V124H17V125H19V126H15L14 125ZM29 121V122H28ZM31 121V122H30ZM53 121H55L54 122V124L55 123H57L59 126H60V128H62V130H60V128H58V125L57 124H53ZM70 121H72L73 123H76V124H74V125H76L77 127L78 126H81V125H79V124H82L83 126H84V128L82 127V128H80V133H79V130L78 131H76L75 132V130H74V128H72V127H74L72 124L73 123H71ZM139 121V120H138ZM174 121V122H173ZM185 121V122H184ZM208 121V122H207ZM212 120H210V122H211ZM236 121H239V120H236ZM257 121H255L254 123H256ZM31 123V124H34V123ZM70 122V126H68L67 125V123H69ZM129 122V121H128ZM135 122V121H134ZM134 122H133V124H134ZM140 122H142V120H140ZM151 122V123H150ZM206 122H207V124L209 123V120L207 119L206 120ZM243 122V121H242ZM261 122V121H260ZM20 123V124H19ZM22 123H24L23 125H21ZM125 123H126V121H125ZM138 122H136V124H137ZM143 123V122H142ZM150 123V124H149ZM205 123V122H204ZM216 123V125H217V123L218 122H215ZM135 124V125H136ZM147 124H146V126H147ZM201 124V123H200ZM200 124H198V125H200ZM211 124V123H210ZM219 124V123H218ZM235 124L237 125V124H239V123H230V127H228V126H226V132L228 133L229 131H231V130H229L228 131V129H232V133L233 132H235V130L237 129L236 128V126H235ZM259 124H261V123H259ZM53 125V126H52ZM68 126V128L66 127V129L64 128V126ZM106 125V126H105ZM138 125H139V123H138ZM187 125H184L185 127H184V129L183 128H179L180 130H178V128H177V130L179 131V133H178V136L179 137H181V134H180V131H182L183 132V130H184V132H185V130L188 128V126ZM206 124H204V126H205ZM212 125V124H211ZM210 125V126H211ZM243 125V126H244ZM262 125V124H261ZM260 125V127H262ZM159 126V127H158ZM187 126V127H186ZM202 126V125H201ZM199 127V128H202V127ZM203 126V127H204ZM213 126H215V125H213ZM221 125H219L218 127H220ZM232 126V127H231ZM233 126L235 127V129L233 128ZM242 126V125H241ZM5 127V126H4ZM46 127V128H45ZM77 127H75V129L77 128ZM114 127H116V128H114ZM127 127V126H126ZM157 127V128H156ZM165 127H167V125L166 126H164V128ZM196 127V126H195ZM223 127L224 126H222V127H220V128H222V130H223ZM238 127V126H237ZM10 128H12V127H10ZM12 128V130H14ZM25 128H24V130H23V132L25 133ZM37 128V129H36ZM40 128V129H39ZM54 128L55 129H57V131L55 132L54 131ZM79 128V127H78ZM77 128V129H78ZM107 128V129H106ZM130 127H128V129H129ZM138 128V127H137ZM154 128V129H153ZM193 128V127H192ZM192 128H190V129H192ZM197 128H198V126H197ZM198 128V129H199ZM209 129L208 128V126L206 125V127H205V129ZM214 128V127H213ZM240 128V126L238 127V129ZM257 128L259 129V126H257ZM263 128V127H262ZM46 129V130H45ZM48 129V130H47ZM59 129V130H58ZM68 130V131H71L72 130V132H70V133H73L72 135H70L67 131V133L70 135V136H68V134L66 135V134H64V131L63 130ZM117 129V130H116ZM119 129V130H118ZM124 129H126V128H124ZM144 131V134H145V136L142 134V130ZM196 130V131H199V130ZM204 129V130H205ZM206 129V130H207ZM217 129V128H216ZM219 129V128H218ZM225 129V128H224ZM243 129H244V127H243ZM256 129V128H255ZM258 129H256V130H254L255 132H254V134L258 131ZM1 130H3V127H2V129ZM4 130H9V128L7 129H4ZM11 130V129H10ZM22 130H20V132L22 131ZM37 130V131H36ZM73 130H74V132H73ZM111 130V131H112ZM130 130V129H129ZM131 130H130V132H131ZM150 130H151V132H150ZM152 130H153V132L154 133H152ZM155 130L157 131V133H155ZM188 130H189V128H188ZM188 130H186L187 132H188ZM202 130V131H201ZM200 131L201 132H204V130L203 129H201ZM205 130V131H206ZM213 130V129H212ZM211 130V131H212ZM222 130H220V132L222 131ZM242 130V129H241ZM241 130H240V132H241ZM262 130V129H261ZM263 130H264V128H263ZM61 132V134H60V132ZM62 131H63V133H62ZM83 131V130H82ZM105 131V132H104ZM111 131H110V134H111ZM121 131V132H120ZM172 131V130H171ZM199 131V132H200ZM208 131V132H207ZM206 132L208 133V135H209V130H207ZM210 131V132H211ZM215 131V130H214ZM213 131V132H214ZM219 131V130H218ZM217 131V132H218ZM259 131H260V129H259ZM22 132V133H23ZM114 132L112 133V134H114ZM124 132H125V130H124ZM146 132V133H145ZM166 132V131H165ZM206 132H204V133H206ZM220 132H218V133H220ZM223 132V131H222ZM225 132V131H224ZM224 132L223 133H221L222 134V137H223V135H224V140H225V142L227 141V137H230L231 135H232V133L231 132H229V136L228 135H226V137H225V134H227V133H225L224 134ZM240 132L238 133V131L236 130V132H235V135H236V133H237V135L236 136H238V137H236L237 139H239V137H240V135H242L243 133L241 132V134H240ZM244 132V131H243ZM262 132V131H261ZM264 132V131H263ZM261 133L263 136L261 137H259V139H261V138H264V133ZM89 133V134H88ZM177 133V132H176ZM196 134H198L197 132H195ZM204 133H199V135H198V138H199V136H202L203 137V134ZM230 133H231V135H230ZM245 133V132H244ZM260 133V132H259ZM259 133L257 134V135H259ZM43 134H44V136H43ZM155 135V137H156V135H158V137L157 138H155L153 135ZM165 135L166 134H168V133H164ZM195 134V135H196ZM202 134V135H201ZM214 134V133H213ZM234 134V133H233ZM246 134V133H245ZM34 135V134H33ZM39 135V136H38ZM47 135V136H48ZM88 135H90L91 137L89 138V140H88ZM115 135V134H114ZM207 135V136H208ZM211 135V134H210ZM216 135V134H215ZM256 135V134H255ZM255 135H253V136H255ZM46 136V137H47ZM115 136V137H116ZM174 138H173V137ZM206 136V137H207ZM213 136V135H212ZM218 135H216V137H217ZM219 136H221L220 134H219ZM217 137V138H219V139H222V141H223V138L222 137ZM233 136V135H232ZM247 136V135H246ZM249 136V135H248ZM54 137V138H53ZM77 137V136H76ZM82 137V138H81ZM211 137V136H210ZM213 137H215V136H213ZM245 137V135H243V137L242 138H244ZM250 137V136H249ZM256 137H258V136H256ZM100 138V139H99ZM102 138V139H101ZM159 138V139H158ZM169 138L171 139L170 141L172 142V140H174L175 142H174V145L175 146H173V143H171V142H169ZM201 138V137H200ZM248 138V137H247ZM1 139V138H0ZM74 139H75V137H74ZM130 139H134V140H130ZM207 139V138H206ZM213 139V138H212ZM219 139H217V140H219ZM231 139H233L232 137H231ZM236 139V141H238ZM78 140V141H79ZM211 141V139H208V141ZM217 140H216V142H217ZM234 140H235V138H234ZM234 140H232V141H234ZM253 140V139H252ZM255 140V139H254ZM258 140V139H257ZM263 140V141H262ZM114 141H116L115 140V138L113 139V142ZM136 141V142H135ZM188 141V140H187ZM229 141V140H228ZM235 141V142H236ZM240 141V140H239ZM244 141H245V139H244ZM256 141V140H255ZM259 141V140H258ZM2 142V141H1ZM37 142V143H38ZM67 142H70V143H67ZM96 142V143H95ZM193 142V143H192ZM198 142V141H197ZM212 142V141H211ZM211 142H209V144L211 143ZM231 142V141H230ZM229 142V143H230ZM253 142L254 141H252V144H253ZM261 142H263L262 143V145L264 144V139H261ZM79 143V142H78ZM105 144V146H104V144ZM206 143V142H205ZM204 143V144H205ZM208 143V142H207ZM220 143V142H219ZM219 143H217V144H219ZM229 143H228V146H230L229 145ZM233 144H235L234 142H232ZM232 143H231V145H232ZM254 143H256V142H254ZM258 143V142H257ZM36 144V143H35ZM67 144H69V145H67ZM72 144V143H71ZM94 145V146H92V145ZM102 144H103V148H105V149H102L101 147H102ZM115 144V143H114ZM186 144V145H185ZM191 144V145H190ZM201 144H203V143H201ZM212 144V143H211ZM217 144H215L214 143V145H217ZM222 145V147H223V142L221 143ZM227 144V143H226ZM241 144V145H242ZM251 144V143H250ZM33 145H34V143H33ZM33 145H32V147H33ZM51 145V146H50ZM136 145H140L139 147H137ZM171 145L173 146V148L171 147ZM192 145H193V147H192ZM207 145V144H206ZM213 145V146H214ZM220 145V144H219ZM240 145V144H239ZM254 145L255 146H257L256 144H253V146H251V148L250 149H252V147H254ZM258 145L260 146L261 144L260 143H258ZM185 146L187 147V146H189L190 148L192 147L193 148V150H195V148H196V150L195 151H193L192 149H190L189 147H188V151H189V149L191 150V151H189V152H192L193 151V153H191L192 155H195V153H197L196 155H195V157L197 158V160H195V161H193L192 163H194V165L195 164H197L196 166H194V168H193V170H191L190 168H189V170L191 171V173H190V175H188V173H187V175H186V173L184 174V173H182L181 172V170L179 171L178 169H175L174 171L173 170H168L167 168H160V167H154L155 169H156V171H152V168H153V166H155L154 165V162H153V164L149 161V159L148 158H152L153 156H155L156 155V159H159V158H164V161H165V158H172L171 160L172 161H175V162H177L176 160H175V158L177 159L178 157H179V159L180 158H182L185 162H186V165H188V164H190V163H188L189 161H191V160H188V162H187V158L188 159H190L189 158V156H191V159L193 158L192 157V155L187 151V152H185ZM194 146H196V147H194ZM227 146V145H226ZM226 146H225V148H226ZM233 146H235V145H233ZM36 147V146H35ZM87 147V149H89ZM174 147H175V149H174ZM179 149H178V148ZM202 147V146H201ZM207 147V146H206ZM209 147V146H208ZM207 147V148H208ZM210 147H212V145H210ZM261 147V146H260ZM10 148V147H9ZM28 148H30V147H28ZM40 148V149H39ZM44 148H46V149H44ZM60 148V149H59ZM134 148H138V149H140L139 150V152H141V151H144V152H148L147 154L145 153L144 154V152L142 153L141 152V154H144L145 156H148V158H145V156L144 155H142V156H144V157H140V158H144L143 160H145V161H143V160H140V162L138 163V165H134V166H136V167H134L133 166V164L132 165H130V168H129V166H128V169H126V170H128L127 172L131 175V179L128 177L127 179H130V181L131 180H133V182L137 179L138 181L140 180L141 182H145L146 181V179L145 178H147V183L151 186V188L150 189H146L145 191H150L153 187V189L148 193V191L147 192H145V193H143V192H141L142 194H140V193H137V191L138 190H136V192L134 191V194L135 195H130V192H127L126 190V187L128 188L130 185V183L129 184H126V183H128L127 181L125 182V184L127 185L125 188H124V183H123V180H120V178L121 177H123L125 174V177H127L128 176V174H127V172L125 173V174H121V172H119L120 173V176H119V174L117 173L118 171H116V170H118L120 167H122L121 166V164L119 163V162H117V164H118V168H117V165H116V167L115 168H117V169H115L114 168V164L116 163L115 161H113L112 160V158H111V160L114 162H112L113 164H109V160L108 159H110V157L111 156H113V154L115 153H118V151L120 152H122V151H128V152H133V150L132 149H134ZM185 148V149H184ZM205 148V147H204ZM212 148H214V147H212ZM211 148V149H212ZM227 148H229V147H227ZM11 149V148H10ZM9 149V150H10ZM12 149H13V147H12ZM14 149H16L15 148V146H14ZM13 149V150H14ZM37 149V148H36ZM62 149V150H61ZM76 149H79L78 151L76 150ZM86 149V150H87ZM138 149H137V151H138ZM211 149L209 150L210 152H211ZM229 149H232V147H230ZM246 149V150H247ZM7 150H8V147H7ZM200 150V151H199ZM204 150V149H203ZM207 150V149H206ZM225 150V149H224ZM227 150V149H226ZM3 151V152H2ZM17 151V150H16ZM37 151H38V153H37ZM65 151V150H64ZM82 151V154L80 153ZM135 151V150H134ZM136 151V152H137ZM197 151V152H196ZM205 151V150H204ZM203 151V152H204ZM212 151H214V149L212 150ZM235 151V150H234ZM6 152V153H5ZM70 152V153H69ZM52 153V154H51ZM53 153L55 154L54 155V159L53 158H51V156H53ZM60 153V154H59ZM68 153H69V155H68ZM74 153H75V156H76V159H77V165H79L78 164V160H80V162H81V159L82 158H86V155H87V158L89 159V160H91L93 163L92 164H99V165H101V167H102V170H101V172H99L97 175L95 174H93V171L94 170H92L93 169V167L91 166L90 168H92V169H89V170H91L92 172H88L87 170H84V168L82 169V168H80V167H82V166H84L82 163L80 164V167H78V166H75L76 164H74L72 161H70V160H72V158H68L69 156H71L72 154H73V156H74ZM94 153V154H93ZM152 154V156H150L149 157V155H151ZM205 153V152H204ZM228 153V152H227ZM9 154H10V152H9ZM11 154H15V150H14V152L12 151V153ZM32 154H33V156L34 157H36L37 156V158L38 157H40V158H38V160H37V158H36V161L33 159V156H32ZM38 154V155H37ZM68 155V157H67V155L66 156H61V155ZM83 154H86L84 157H83ZM114 154V155H115ZM188 154V156L186 157V155ZM190 154V155H189ZM215 154V153H214ZM220 154H222V153H220ZM225 154H226V152H225ZM231 154V153H230ZM230 154L228 153V155L230 156ZM233 154V153H232ZM26 155V154H25ZM51 155V156H50ZM178 155V157H176ZM199 155V154H198ZM197 155V156H198ZM205 156H206V153L204 154ZM219 155V154H218ZM58 156V157H57ZM159 156V157H158ZM175 156V157H174ZM205 156H204V158H205ZM232 156V155H231ZM241 156H240V158H241ZM253 155H251L250 157H252ZM30 157V158H29ZM32 157V158H31ZM56 157V158H55ZM62 157H64L63 159L61 158V161L63 162H61L60 161V158ZM66 157V158H65ZM183 157H186L185 159L183 158ZM199 157H201L200 155H199ZM219 157V156H218ZM224 157H226V158H224ZM234 157H235V160H237L236 158V156L234 155ZM18 158L19 159H21V161H19L18 160ZM29 158V159H28ZM45 158H43V159H45ZM46 158V159H47ZM70 159L69 161H67L68 159ZM139 158V159H140ZM154 158V159H155ZM161 158V159H162ZM174 158V159H173ZM203 158V159H204ZM214 158V157H213ZM253 159L255 158L256 159V157L255 156H253L252 157ZM32 160L33 162L32 163H27L29 160ZM42 159V160H43ZM45 159V160H46ZM47 159V160H48ZM59 160L58 162H59V164L57 165V167H55L54 168V166L56 165L55 163L56 162H54V161H57V160ZM64 159H66L65 161H64ZM73 159H75V158H73ZM75 159V160H76ZM148 159V160H147ZM161 159H159V160H161ZM181 159V164L184 162L183 160ZM202 159V160H203ZM217 159H218V161H217ZM14 160V161H13ZM16 160H18L19 162H17ZM22 160H23V162H22ZM24 160H26L27 162H25ZM84 159H82V161H83ZM163 160V159H162ZM178 160V159H177ZM194 160V159H193ZM8 161V162H7ZM12 161H13V163H12ZM74 161V160H73ZM106 161H108V162H106ZM147 161V162H146ZM148 161L150 162V163H148ZM207 161H208V159H207ZM259 161H261L262 163H260ZM264 161V160H263ZM15 162H16V164L18 165V164H20L21 166H22V168L20 169V167L19 168H17L16 167V164H15ZM26 164H25V163ZM49 162V161H48ZM57 162V163H58ZM64 162H66V163H64ZM70 164H74V166L75 167H78V170L80 171L81 169L84 171V172H81V176L80 175H78V176H80V177H78L77 175H76V169L75 170H73L74 169V167H73V164H72V166L71 167H73V169L72 168H70V170L72 171V172H70L68 169H69V167H70V165H69V163ZM72 162V163H71ZM79 162V163H80ZM103 162H104V164H103ZM111 162V161H110ZM178 162H180V160L178 161ZM200 162V161H199ZM209 162V161H208ZM211 162H212V160H211ZM226 162H230L229 164H227ZM253 162V161H252ZM42 163V162H41ZM44 163V162H43ZM140 163H143V164H140ZM206 163V162H205ZM260 163V164H259ZM12 164V166H10ZM13 164H15V165H13ZM27 164H29V166L27 167ZM54 164V165H53ZM60 164H61V166H60ZM64 164H67V165H69V167L66 165V167H65V165ZM120 164V165H119ZM136 164H137V162H136ZM184 164V163H183ZM217 164V163H216ZM220 164V163H219ZM232 164V165H231ZM244 164H246L245 166H244ZM256 164V165H255ZM32 166L29 170H31L33 167H36V166ZM42 166H43V164H41ZM62 165H64V166H62ZM193 165V164H192ZM212 165V166H213ZM223 164L221 163L220 164V167H223L222 166ZM259 165V166H258ZM15 167V168H12V167ZM44 166H45V164H44ZM60 166V167H59ZM133 166V167H132ZM190 166V165H189ZM203 166V167H202ZM207 166V165H206ZM211 166V165H210ZM229 166V167H228ZM233 166H235V167H233ZM257 166V167H256ZM60 169H59V168ZM62 167H64L66 170H64L63 169V172H62V170H61V168ZM214 167V168H215ZM217 167H219V166H217ZM233 167V168H232ZM243 167V168H242ZM246 167V168H245ZM256 167V168H255ZM41 169H42V167H40ZM53 168H54V170L55 171H57V170H60V171H57V173L55 172V171H53ZM57 168V169H56ZM80 168V169H79ZM123 169H124V167H122ZM127 168V167H126ZM159 168V171H157V169ZM210 169H211V167H209ZM214 168H212V169H214ZM224 168V167H223ZM222 168V169H223ZM15 169H19V170H22V175L24 174V176L26 177V178H28L27 179V183H26V178L25 177H22L21 175H20V172L19 171H16ZM24 169V171H29V170H26L25 169V167L23 168ZM121 169V168H120ZM209 169V170H210ZM211 169V170H212ZM216 169V171H217V168H215ZM215 169H214V171H215ZM122 170V169H121ZM125 169L123 170V171H126ZM154 170V169H153ZM188 170V171H189ZM207 170H208V168H207ZM208 170V171H209ZM210 170V171H211ZM224 170V169H223ZM243 170V171H242ZM246 170V171H245ZM249 170V171H248ZM75 171V172H74ZM86 171H87V173H86ZM116 171V172H115ZM213 170L211 171V172H214ZM222 171V170H221ZM235 171V170H234ZM14 172H17V174H16V176L14 175ZM19 172V173H18ZM53 172V174H51ZM59 172V173H58ZM144 172H148V176H144ZM184 172V171H183ZM251 172L252 173H254V174H251ZM54 173H56V174H54ZM61 173V174H60ZM73 173H75V174H73ZM79 173V172H78ZM77 173V174H78ZM202 173V172H201ZM221 173V172H220ZM259 173V174H258ZM240 174V173H239ZM260 174H262L261 175V177L260 178H262L261 179V181H258V182H256V177H259L260 176ZM59 175H63V176H60V177H58ZM77 177H76V176ZM143 175V176H142ZM195 176V178H194V176ZM209 177L211 176L210 175V172H209ZM225 175V176H224ZM237 175H238V173H237ZM236 175V176H237ZM254 176V175H258V176H254L255 178H252V176ZM19 176H21L22 177V180H20V178L18 179V177ZM42 176H43V174H42ZM57 176V177H56ZM145 177V178H139V177ZM191 176H193V178L191 177ZM226 176H227V178H229V179H231L232 181H230L229 179H227L226 180ZM250 176H251V178H250ZM62 177V178H61ZM125 177H124V180H125ZM214 177V178H213ZM25 178V180H23ZM55 178L57 179V181H58V183H57V181H55V182H53V183H49V182H52V181H54L55 180ZM246 180H244V179ZM250 178V179H249ZM62 179V181H60ZM64 179V180H63ZM119 179V180H118ZM122 179V178H121ZM126 179V180H127ZM135 179V180H134ZM20 181V183L21 184H19V181ZM52 180V181H51ZM143 180V181H142ZM145 180V181H144ZM209 180H207L208 182H209ZM218 180H220L219 182L220 183H217L218 182ZM255 181L256 183H258V185H256V183L254 184V185H252V186H250V187H252V188H250V187H246V186H248V185H246V184H248L250 181ZM260 180V179H259ZM12 181V182H13ZM22 181V182H21ZM23 181H24V185H25V183L26 184H28L27 185V187L28 186H30V187H28V188H26V186H24V187H22L23 189H21V185L23 186ZM30 181V182H29ZM65 181V182H64ZM150 183H149V182ZM224 181V182H225ZM230 181V182H229ZM234 181H237L238 182V185L236 184V182H234ZM263 181V182H262ZM39 183L40 185H42V187H43V191L46 189V191H44L42 194L40 193L41 191H42V187L39 189L40 191H39V193L41 194L39 197H37V198H39V199H37V198H34L33 199V197L32 196H30V195H32V193L33 194H35V192H36V190H37V187H38V185L36 184V183ZM60 182H62V184H64V186H65V183H66V185H67V189L68 190H65L66 189V186L62 189V188H60V186L59 187H56V186H58V185H60L59 183ZM132 182V181H131ZM136 182V181H135ZM145 182V183H146ZM197 183V185H199V187L202 189H200V188H198L197 189V187L198 186H194L193 184H195V183ZM207 182V183H208ZM248 182V183H247ZM6 183V184H5ZM30 183H32V184H30ZM35 183V184H34ZM68 183V184H67ZM138 183V182H137ZM145 183L144 184H142L141 183V186L142 185H145ZM223 183V182H222ZM240 183H243V184H241L240 185ZM246 183V184H245ZM252 182H250L249 183V185L251 184ZM4 184V185H3ZM11 184V183H10ZM9 184V186H11ZM14 184V185H15ZM49 184V186L51 187L50 189H52L53 187H55V190H54V193L56 192V191H58L57 189H59L60 190V192H62L61 190H63V192L62 193H60V194H65L63 197L61 196V198L59 197V194H55L54 195V193L52 194V193H50V192H53V189L52 190H50L49 188H48V185ZM51 184V185H50ZM52 184H56V185H53L52 186ZM61 184V187H63V185ZM138 184H140V182L138 183ZM137 184V185H138ZM206 184V183H205ZM211 184V185H210ZM228 184V185H227ZM230 184H233V185H230ZM234 184H235V186H237V187H234ZM6 185V186H5ZM33 187H32V186ZM34 185H35V187L36 188H34ZM47 186V188H46V186ZM136 185V186H137ZM152 185H153V187H152ZM196 185V184H195ZM230 185V186H229ZM245 185V186H244ZM264 185V184H263ZM13 186V185H12ZM80 186H81V188L82 189H80ZM136 186L134 187V188H136ZM138 186H140V185H138ZM192 186H194L193 187V189H192ZM202 186V187H201ZM205 187V189H204V187ZM210 186V187H209ZM233 187V191L235 190V192H233L232 191V187ZM238 186H239V189H238ZM240 186H244V187H240ZM253 186H255V187H253ZM257 186H259V187H257ZM261 186V187H260ZM44 187H45V189H44ZM231 187V188H230ZM10 188V187H9ZM12 188H14V186L12 187ZM28 189V190H25V189ZM73 188H75V189H77V188H79L80 190H81V192H79L78 193V190H75L74 189V192H77L78 193V195H80V196H78L76 193H74V192H72L71 193V191H69L70 189H73ZM138 188V187H137ZM141 188V187H140ZM139 188V189H140ZM240 188H242V189H240ZM246 189L245 190V195H244V193H243V189ZM254 188H256L257 189V191H256V189H254ZM1 189H0V191H1ZM33 189H36L35 191L33 190ZM84 189V190H83ZM126 189V190H125ZM227 189H229V191L227 190ZM236 189L238 190V192L236 191ZM249 189H251V190H253L254 192L256 191L257 193H256V195H255V197H253L254 195H252V197H251V195L249 196L247 193V190L249 191ZM12 190V189H11ZM14 190V189H13ZM79 190V191H80ZM154 190H156V192L154 191ZM195 190V191H194ZM199 190H201L202 192H200ZM205 190V191H204ZM240 190H241V192H240ZM250 190V191H251ZM21 193H20V192ZM23 191V192H24ZM33 191V192H32ZM73 191V190H72ZM83 191V192H82ZM154 191V192H153ZM194 191V193L192 194V192ZM199 191V192H198ZM224 191H227V192H224ZM2 192H3V189H2ZM1 192V193H2ZM14 192H15V190H14ZM26 192H24L25 194H26ZM48 192V191H47ZM195 192H197V193H195ZM222 192V193H221ZM1 193H0V195H1ZM38 192H37V194L36 195H38L39 194ZM57 193V192H56ZM58 193H59V191H58ZM146 193H148V194H146ZM227 193V194H226ZM229 193H231L230 195H229ZM234 193V194H233ZM11 194H13V193H11ZM10 194V195H11ZM48 194V195H47ZM51 194L52 195H54V196H51ZM73 194V195H72ZM75 194V195H74ZM133 194V193H132ZM144 194V195H143ZM147 196H146V195ZM155 195V196H153V195ZM221 194V195H220ZM225 196H224V195ZM236 194V195H235ZM244 196H243V195ZM246 194L251 198V199H253V200H251V201H253L252 203H254L255 201V203L256 204H258L257 206H259V208H260V210L258 209V210H256L255 212H254V210H255V208L254 209H251L252 211H253V213H251L252 211L250 210V205H251V208H252V203L250 202V198H248L247 196H246ZM8 195V194H7ZM70 195H71V197H70ZM76 195L78 196V197H80L81 198V200H80V198H78V202H80V203H77L76 202V204L74 203V199L72 198L73 196H75L76 197ZM192 195H194V196H192ZM234 197L235 196V198H240L239 199V203H237V205L236 206H233L232 204L230 205V203H232V199H235V198H233L232 196ZM242 195V196H241ZM12 196V195H11ZM28 196L29 197H32V198H28ZM47 196V197H46ZM229 196H231L230 198H229ZM6 197V196H5ZM5 197L3 196V197H1V206H0V209L2 210V209H4L5 207H7V210H9V208L8 207H10L6 202H8V199H5ZM36 197V196H35ZM45 197L46 198H48V197H50V198H48V201L47 200H45ZM228 197V198H227ZM242 197V198H241ZM247 197V199L248 200H246L245 198ZM3 198H4V200H3ZM6 198H8V196L6 197ZM63 198V202H64V206H63V204H62V202H61V206H59L60 205V199H62ZM237 198V199H238ZM28 199H29V201H28ZM31 199H33L34 201L36 200V202L34 203V202H30L31 201ZM51 199V200H50ZM77 199V198H76ZM164 199H169V201H171V206H172V208H171V210L170 211H168V212H166V215L164 216V215H161L162 217L157 221V222H153L154 224H148V223H144L146 226H143L144 224L143 223H140L139 222V224H136V223H138V220H136V218L137 217H139V215L140 214H143L142 212H144L145 213V211H149V210H151V209H153V208H157V205L159 204V203H161L162 204V201L164 200ZM237 199H235V200H237ZM242 199V200H241ZM32 200V201H33ZM42 200H45V201H47V202H43ZM50 200V201H49ZM231 200V201H230ZM234 200V201H235ZM245 200V201H244ZM2 201H3V203H2ZM24 201V202H23ZM76 201V200H75ZM164 201H166V200H164ZM163 201V202H164ZM228 201V202H227ZM242 201H244L243 203H245L246 202V205H249V208H248V210H245V209H247V207L244 209L243 207H245V204H243L242 203ZM23 202V203H22ZM29 202V203H28ZM168 202V201H167ZM237 202V201H236ZM247 202H248V204H247ZM22 203V204H21ZM27 203V204H26ZM32 203H34V204H32ZM249 203H251V204H249ZM9 204H10V202H9ZM77 204L79 205L80 204V206H79V208H78V206H77ZM236 204V203H235ZM243 204V205H242ZM46 205H44L43 207H47ZM225 205V206H224ZM239 205H241V206H239ZM3 206H5L4 208H3ZM160 206V205H159ZM158 206V207H159ZM170 206V207H171ZM228 206H230V207H228ZM243 206V207H242ZM225 207V208H224ZM236 207V208H235ZM239 207L241 208V210H244V211H242L241 212V210H240V214H238L239 213ZM255 207H256V205H255ZM6 209V208H5ZM10 209H11V207H10ZM14 209V208H13ZM13 209H11V210H13ZM23 210V211H26V210ZM228 209H230V210H228ZM235 209V210H234ZM1 210H0V212H1ZM74 211V213H73V215L76 213V212H78V214H76V215H78L77 217H75L76 215H74V217L72 216V212ZM225 212H224V211ZM238 212H237V211ZM4 211V210H3ZM6 211V210H5ZM16 211H18V210H16ZM50 211H48V212H45V213H49V215H51V213H50ZM72 211V212H71ZM227 211H230L229 212V214H228V212ZM236 211V212H235ZM251 211V212H250ZM19 212H20V210H19ZM22 212V211H21ZM33 212V211H32ZM222 212V213H221ZM247 212H249V213H247ZM82 214L81 216L79 215V214ZM221 213V215L224 213L225 215H222L223 217H226L227 219H229L230 220V218H231V220H239V224L240 225H245L244 226V228H243V226H239V228L241 227V228H243V229H245V230H240L239 228V230H237V233H238V235H237V233H236V231H235V235H234V233H233V235H232V233H231V237L230 238H234L235 237V239L233 240V238L231 239L232 241H234V243H236V244H240V242H236L238 239L236 238V235L237 236H240L241 235V231L244 233V232H249V233H251V234H249L248 233V235L251 237H249L248 236V238L249 239H251V240H248V238H247V235H246V233H244V235H241V236H243L244 238L246 237V239H244L245 241H247L246 243L248 244V243H250V242H252V241H254L255 239H256V241H255V243L254 242H252L251 244H253L254 246H251V244L249 245L250 247H248V248H245V243H243V242H245V241H243L242 239H239V241L240 240H242V242H241V245L243 246V244H244V246H243V249H247V251L245 250H241L242 252H240V250H238L236 253H233V251L231 252H228L229 251V248H228V251H227V247H225L224 248V245L223 246H221V244H224L225 242H229V243H226L225 244V246H227V244H230V242L231 241H226L225 240V242H221V241H219V247L217 248L216 246H218V245H213L214 247H206V246H203V245H205L207 242V240L209 241V243H210V238H208L209 237V235H211V234H209L208 235V233H209V229H207V228H215V227H213V226H211V225H214L213 223H218L219 221V219H220V221L221 220H223V219H225V218H222L221 219V217H219V219H218V216H220L219 214ZM165 214V213H164ZM228 214V215H227ZM231 214V215H230ZM237 214V215H236ZM21 215V214H20ZM19 215V216H20ZM231 217H230V216ZM233 215H235V216H237V218L235 217V216H233ZM1 216V215H0ZM44 216H45V214H44ZM48 215H46V217H47ZM80 216V217H79ZM83 216H84V218H83ZM233 216V217H232ZM21 217H22V215H21ZM35 217H37V218H35ZM79 217V218H78ZM235 217V218H234ZM72 218V219H71ZM74 218V219H73ZM75 218H78V219H76V221H75ZM22 219V218H21ZM21 219L19 218V222H21ZM37 219V220H36ZM70 219V220H69ZM158 219V218H157ZM156 219V220H157ZM18 220V219H17ZM32 220V219H31ZM67 220H69V223H68V221ZM215 220V221H214ZM259 220V224H260V226L258 227V223H256L255 224V222H257ZM26 220H24V222H25ZM39 221H41V219L39 220ZM66 221H67V223H66ZM72 221V222H71ZM87 221H88V225L87 224H85V223H87ZM213 223H212V222ZM18 222V223H19ZM46 222V221H45ZM45 222H43V223H45ZM84 224H83V223ZM210 222L212 223L211 225H210ZM237 222V221H236ZM241 222V223H240ZM22 223V222H21ZM27 223V222H26ZM38 223V224H37ZM53 223H52V225H53ZM66 223V224H65ZM129 223H131V226H132V228L133 229H131L130 227L128 228V226L130 225ZM206 223L208 224V227L206 226ZM216 223V224H217ZM25 224V223H24ZM63 224V225H62ZM148 224V225H147ZM262 224V225H261ZM19 225H20V223H19ZM46 225H47V222H46ZM66 225H69V226H66ZM88 226V227H85V226ZM115 225V226H114ZM126 225H128L127 226V228H125L126 227ZM135 225V226H134ZM136 225H140V227L138 228ZM142 225V226H141ZM211 227H210V226ZM254 225H257V226H254ZM119 226H121V227H123V228H125L124 230H123V228H121L124 232H121V230L119 231ZM206 226V231H205V229H204V227ZM215 226V225H214ZM46 227V226H45ZM65 227H67V228H65ZM85 227V228H84ZM137 227V228H136ZM252 227H254L253 229H252ZM32 228V227H31ZM110 230V229H113V228H119V229H117V231H119V233H117L116 232V229H113V230H115V233H113L114 231L113 230H111V233H109L110 231H106V230H108V229ZM211 228V230H215V229H212ZM22 229V228H21ZM33 229V228H32ZM127 229V230H126ZM131 231H130V230ZM188 229L190 230V231H188ZM217 229V228H216ZM18 230H19V228H18ZM47 230V229H46ZM45 230V231H46ZM133 230V231H132ZM210 230V231H211ZM41 231V232H42ZM216 231V232H215ZM214 232H215V234L217 233V236L219 235L218 234V232H217V230H215ZM239 231V232H238ZM254 231V232H253ZM46 232H48V231H46ZM170 232V233H169ZM208 232V233H207ZM214 232H213V235H214ZM252 232H253V234H252ZM25 233H26V231H25ZM109 233V234H108ZM205 233H207L206 235V237L204 238V234ZM211 233V232H210ZM33 234V235H34ZM255 234V235H254ZM37 235V234H36ZM44 236V238L46 239H43V243H42V238H43V236ZM52 235V236H51ZM203 235V236H202ZM227 235H229V234H227ZM217 236L215 235V237H216V239H217ZM252 236H255V238H252ZM39 238H40V236H38ZM211 238H212V236H210ZM27 238H25L26 240L25 241H28V239ZM50 238V239H49ZM52 238V239H51ZM54 238V239H53ZM201 238H203L202 240H203V242H206L205 244H203V242H201L202 240H201ZM208 238V239H207ZM219 238V237H218ZM229 238V236H228V239H230ZM238 238H241V237H238ZM48 239V240H47ZM237 239V240H236ZM254 239V240H253ZM52 240L55 242V244L56 243H58V245L57 246H54V248H53V250H52V248H50L49 247V245H51L50 243L52 242ZM56 240H58L57 242H56ZM220 240V239H219ZM25 241L23 242V243H25ZM33 241V242H32ZM45 241V242H44ZM49 241V242H48ZM214 241V240H213ZM214 242H216V241H214ZM217 242H218V240H217ZM221 242V243H220ZM31 243V244H30ZM33 243H35L34 245H32ZM49 243V244H48ZM201 243H202V245H201ZM231 243H233V242H231ZM233 243V244H234ZM47 244V245H46ZM217 244V243H216ZM238 244V247H240V245ZM207 245H209V244H207ZM211 244L209 245V246H212ZM231 245V244H230ZM25 246V245H24ZM34 246V247H33ZM46 247V249L47 250H45L44 248ZM206 247V248H208L207 250L209 251V253L207 252V250H206V252L208 253H206L205 252V250H204V248L203 247ZM235 246V249L237 248V245H234ZM255 246H257V247H255ZM48 247H49V249L51 250V251H49V249H48ZM200 247H202L201 249H200ZM255 247V250L253 249L252 250V248H254ZM261 247V248H262ZM26 248V249H27ZM211 248H214V250L212 249L211 250ZM216 248H217V250H216ZM224 248V251L222 252V251H220L221 249H223ZM233 248V245L231 246V249ZM240 248H242V247H240ZM25 251H26V249H25V247L23 248ZM210 249V250H209ZM230 249V250H231ZM234 249V248H233ZM232 249V250H233ZM235 249H234V251H235ZM237 249H239V248H237ZM236 249V250H237ZM21 250V249H20ZM24 250H22L21 251V253L22 252H24ZM35 250H37V249H34V252H35ZM203 250V251H202ZM226 250V251H225ZM253 251V253H252V251ZM27 251H26V253H27ZM254 251H256L255 252V256L254 255H252L253 257H255V258H252V256H251V254H254ZM19 252V251H18ZM86 252V253H85ZM205 252V253H204ZM262 252V251H261ZM21 253H19V254H21ZM263 253V252H262ZM209 254H210V256H209ZM232 254V255H231ZM235 254H237V255H235ZM210 257H208V256ZM20 256H22V255H19V257H18V260L16 261V263H12L13 261H5L3 264H24V263H26V261L24 262L23 261V259H26L27 260V258H23V259H21L20 258ZM251 256V257H250ZM264 256V255H263ZM205 257H207V259L205 258ZM19 258L21 259L20 261H19ZM29 258H28V260H29ZM205 258V260H203ZM167 260V261H166ZM210 260V261H209ZM166 261V262H165ZM170 263H169V262ZM28 262V261H27ZM124 262V263H125ZM143 262V261H142ZM141 262V263H142ZM148 262V261H147ZM152 262V261H151ZM40 263V264H41ZM125 263V264H126ZM0 264H2V263H0ZM27 264V263H26ZM152 264H154V263H152Z\"/></svg>",
    "mask_w": 264,
    "mask_h": 264
},
{
    "label": "rangeland",
    "instance_id": "374dc122",
    "mask_svg": "<svg viewBox=\"0 0 264 264\" xmlns=\"http://www.w3.org/2000/svg\"><path fill=\"white\" fill-rule=\"evenodd\" d=\"M5 1H10V2H7V3H6L7 5H8V3H9L8 6L10 7V9L8 8V6H7V8H8L10 11H11L12 9H19L18 12L20 13V15H18L19 13H17V15H16V13L13 12V11H17V10H12L11 12L8 10V11H9L8 13H12V12H13L16 16L20 17L21 20H22V17H21L22 14L24 15V13L26 14L28 11H29V12H30V11H33V10H32L33 8H30V7L33 5L32 7L35 8L36 2H37V3L39 2V3H38V6L40 7V5H41L42 8H44L43 6H45V8H46V7L48 8L49 5H50L51 7H55L57 4H59V5H58V6H59L58 8H60V9L63 8V9L60 10V11H62V13L65 14V18L71 13V12L68 11V9L65 8V6L63 7V4H64V3L61 4L62 2H65V0H39V1H38V0H37V1L34 0V1H35V5H34V4L31 5V4L26 3V2H28L29 0H28V1H26V0L24 1V0H23V3L28 4V6L31 5L29 8H28L27 5H25V4L22 6V4H23V3H22V0H19V1H18V0H14L15 2H18V3H15V2L12 1V0H5ZM31 1L33 2V0H30V2H31ZM66 1H68V0H66ZM20 2H21V3H20ZM30 2H29V3H30ZM40 2H41V3H40ZM71 2H72V7H71V8H73V9L76 10L75 13H79V12L82 11V13L85 14L86 16H87V14H91V13H89V11H87V8H88V7L91 8L92 6H97V5H99L98 2H100V5H101V6L99 5V7H101V8L103 7L104 10H108V9H110V8H111V5L114 4V3L111 4L110 2H109L110 4H104V1H103V3H102V2L99 1V0H82V2H81L80 0H72ZM13 3H15V7H14V8H11L12 5L14 6ZM33 3H34V2H33ZM97 3H98V4H97ZM11 4H12V5H11ZM16 4H18V5H16ZM20 4H21V5H20ZM44 4H45V5H44ZM19 5H20V6H19ZM46 5H47V6H46ZM261 5H262V6H261ZM17 6H18V7H17ZM50 6H49V7H50ZM61 6H62V7H61ZM259 6H260V8H259ZM19 7H20V8H19ZM24 7H25V8H24ZM26 7H27V8H26ZM86 7H87V8H86ZM112 7H113V6H112ZM257 7H258V8H257ZM263 7H264L263 4L256 5V6H254V8L251 7L249 14L252 12L250 15H253V16H255V17H256L258 14H259L260 16H261V15L264 16V8H263ZM40 8H41V7H40ZM42 8H41V9H42ZM77 8L79 9V11H77V10H78ZM85 8H86V9H85ZM255 8H256V9H255ZM24 9H25V10H24ZM28 9H30V10H28ZM253 9L255 10V12H256L257 15L254 13V11H252ZM27 10H28V11H27ZM63 10H64V11H63ZM65 10H66V12H65ZM75 10H74V11H75ZM80 10H81V11H80ZM85 10H86V11H85ZM20 11H21L22 13H21ZM23 11H24V12H23ZM60 11H59V12H60ZM86 12H87V13H86ZM60 13H61V12H60ZM100 13H103V10H102V12H101V11H98L99 16L102 15V14H100ZM14 14H13V15L11 14V16L14 17ZM249 14H248V15H249ZM7 15H8V14H7ZM9 15H10V14H9ZM9 15H8V16H9ZM28 15H30V14H28ZM250 15H249V16H250ZM8 16H7V18H8ZM11 16H10V17H11ZM32 16H33V17H32ZM86 16H85V17H86ZM88 16H89V15H88ZM88 16H87L86 18H89V19H90V17H88ZM10 17H9V18H10ZM30 17L32 18V21H31V20H30V21H31L32 23H36V22H35V21H36V20H35L36 17H35L34 15H30ZM34 17H35V18H34ZM55 17H56L55 20L58 19V20L56 21V23H58V21H59V23H60V21H62V20H59V18H57V17L62 18V17H61V14L59 15V13H57V14L55 15ZM69 17H70V16H69ZM69 17H68V18H69ZM246 17H247V16H246ZM15 18H16V17H15ZM31 18H30V19H31ZM33 18H34V19H33ZM68 18L65 20V22L67 21L66 24L68 23V21H69V19H70V18H69V19H68ZM256 18L258 19V18H262V17H256ZM256 18H254V17L252 18V17L250 16L249 19L247 18L246 20H247V21L251 20V21H249V22L256 23V22H255V21H257ZM17 19H18V18H17ZM17 19L12 18V21H13V20H14V21H17ZM63 19H64V16H63ZM89 19L86 20V24H87L88 22H89V23H88L87 25H86V24L84 25V28L81 30V32H82L85 28L89 27L90 24H91L92 27H94V28H91L93 31L90 30V32H93V34H94V35H97V36H98V35H102V34L104 35V34H105L106 36L109 37V35H111V38L113 37V39H115L116 37L119 38L120 36H122L124 39L126 38L125 40H127V38H128V39L131 38V36H134V35L132 34V32H129V30H130V31H133L131 28H134V26H131V27H130L129 24H128V25H127L128 27H127V26L124 27L123 25H124V23L126 24V22H124L123 25H122V24L119 25L120 23H118V22H117L118 25H117V24L114 25V24H113L114 22L112 23V21H111V23H110V21H109L110 24H108V26H107V24L103 26V24H98L97 22L91 21V19H90V20H89ZM254 19H255V20H254ZM10 20H11V18H10ZM33 20H35V21H33ZM55 20H54V21H55ZM207 20H208L209 23L206 22ZM12 21H11V23L14 22V21H13V22H12ZM18 21H19V19H18ZM18 21H17V23H18ZM23 21L25 22L26 20H22V23H18V24H19V25H20V24H24ZM30 21H29V22H30ZM54 21L52 22V24L55 23ZM63 21H64V20H63ZM63 21H62V22H63ZM258 21H260V19H259ZM258 21H257V22H258ZM9 22H10V21H9ZM62 22H61V24H62ZM70 22H71V21H70ZM70 22H69V23H70ZM90 22H91V23H90ZM128 22H129V21H128ZM202 22L204 23V24L202 23V25H201V26H202V27H201L202 31H206L207 27L209 26L208 28H210L211 26H213L214 23L217 25V23H216L215 21H212V20H209V19H202ZM14 23H16V22H14ZM17 23H16V24H17ZM27 23H28V22H27ZM56 23H55V25H57ZM59 23H58V24H59ZM93 23H94V24H93ZM95 23H96V25H95ZM18 24H17V25H18ZM52 24H51V25H52ZM215 24H214V25H215ZM221 24H222V23L218 24L219 27L217 26L215 29L218 28V30L220 29L222 33H223V32L225 33V30H226V28H227V24H226V23L223 24V25H221ZM55 25H54V26H55ZM64 25H65V24H64V22H63V25H61V26H60V25H57V26H59V27L61 28V27L64 26ZM67 25H70V24H67ZM101 25H102V26H101ZM204 25H205L206 27H204ZM25 26H26V25H25ZM45 26H47V25H45ZM48 26H49V25H48ZM48 26L45 27V28L47 29ZM54 26H53V27H54ZM85 26H86V27H85ZM220 26H221V27H220ZM223 26H226V27L222 28ZM43 27H44V26H43ZM53 27H51V29H52ZM126 27H127V29H126ZM255 27H256V26H255ZM57 28H58V27H57ZM57 28L54 27V29H57ZM203 28H206V29H203ZM46 29H45V31H46ZM222 29H223V31H222ZM4 30H6V32H7L8 29H7V28H6V29L4 28ZM4 30H3L2 32H4ZM14 30H15V29L8 30V31L14 32ZM47 30H50V27H49V29H47ZM85 30H86V29H85ZM45 31H44V32H45ZM50 31H51V30H50ZM50 31H48V32L50 33ZM53 31H54V30H53ZM53 31H52V32H53ZM87 31L89 32V29H87ZM87 31H84L85 33L83 32V34L81 33V34L83 35V37L81 36L82 40H81V38H80V42H81V41H89V44H93L92 42L95 41L94 44H96V40H97V39L95 40V37H93V38H94V39H93V38H92V35H93V34H92V33H87ZM52 32H51V35H53ZM134 32H135V31H134ZM16 33H18V32L15 31V32L12 33V34H16ZM49 33L47 34V32H46L47 35H50ZM46 34H45V38H46V36H47ZM84 34H85V35H84ZM90 34H91V35H90ZM108 34H109V35H108ZM87 35H89L90 37H89V36L86 37ZM136 35H137V34H136ZM138 35H139V34H138ZM138 35H137V37H138ZM149 35H150V34H149ZM151 35H152V36H149V37H154L153 34H151ZM189 35H190V34H188V37H190ZM204 35H206V34L203 33V36H204ZM53 36H54V35H53ZM114 36H116V37L114 38ZM164 36H165V35H164ZM85 37H86V38H85ZM122 37H120V38H122ZM157 37H158V36H157ZM162 37H163V36H162ZM165 37H166V36H165ZM165 37H164V38H165ZM188 37H187V38H188ZM204 37H206V36H204ZM83 38H85L86 40L83 39ZM89 38H90V40H91L92 42L89 40ZM155 38H156V35H155ZM158 38H161V37L159 36ZM46 39H50V37H48V38H46ZM51 39H52V38H51ZM56 39H57V38H56ZM189 39L192 40V37L189 38ZM223 39H225V37H224ZM223 39H222L221 41H225V40H223ZM132 40H134V41L131 42V43H129V45H128V44H125V45H120L119 47H117V50H118V51H117V50H116V51L119 52L120 54L122 53V55H120L121 59H124V58H127L128 56L133 55L135 60H136L137 58H139V60H140V59H143V58H144V57L142 58V56L145 55V52H146V51H148V52L150 53L149 50H150V49H153V46H152V45H151L150 48H149L148 46H146V47L143 46V45H145L147 42H146L145 44L142 43L143 40L140 42L141 38L138 40V43L135 42L136 39H133V37L131 38L130 41H132ZM153 40H154V39H153ZM157 40H158V39H157ZM144 41H145V40H144ZM90 42H91V43H90ZM153 42H154V41H153ZM188 42H191V43H189V48H191V49L193 48L192 50L195 49V51H196V50H197L196 47H194V45H191V44H193L192 41H188ZM225 42H226V41H225ZM225 42H224V46H225ZM84 43H87V42H84ZM84 43H82V45H81L83 48L85 47V46H83ZM140 43H141V44H140ZM152 44H153V43H152ZM154 44H155V43H154ZM3 45H4V47H6V46H5V43H4V44L2 43V46H3ZM84 45H85V44H84ZM127 45H128L129 47H128ZM146 45H147V44H146ZM155 45H157V44H155ZM221 45H223V43H222ZM17 46L19 47V45H17ZM137 46H138V48L141 46L140 48H142V49L144 48V49L142 50V49L139 48V49L141 50V51H139V53H138L137 51H134L133 49L130 50L131 48H134V47L136 48ZM190 46H193V47H190ZM126 47H127L130 51H129V50L127 51V49H125ZM130 47H131V48H130ZM154 47H155V46H154ZM157 47H158V46H157ZM19 48H20L21 51H22V48H24V46H22V48H21V46H20ZM135 48H134V49H135ZM148 48H149V49H148ZM20 49H18V50L20 51ZM34 49H35V48H34ZM34 49L32 50V49H27V48H26V49H24V50L20 53L19 56H18V54H17V53L19 52L17 49H15V50H17V52L13 50V53H14V55H15V53H16L15 56H18V60H21L26 66H29L28 64H30V63H31V64H30V66H31V65H34V64L36 63V62L32 61V57H33L32 53L35 51ZM99 49H100V50H99ZM160 49H161V47H160ZM167 49H168V48H167ZM191 49H190V51H191ZM31 50H32V51H31ZM61 50H62V53H63V51H64V53H63L62 55H64V54L66 55V53H65L66 50H65V49H64V50L61 49ZM61 50H60V51H61ZM84 50H85V49H84ZM158 50H159V49H158ZM161 50H162V49H161ZM163 50L165 51V49H163ZM124 51H127V52L124 53ZM132 51H134V52H132ZM166 51H167V50H166ZM183 51H184V50H183ZM186 51H187V50L185 49V53H186ZM190 51H189V52H190ZM195 51H194V52H195ZM97 52H98V53H101V52H102L101 57H100V60H102V63L104 64V66H106L105 68H106L107 70L110 69L109 71L106 70V72H109V73L112 72V73H113V71H114V72L117 71V70H115V69H117V67L115 68V67L112 66V65H111V66H112L113 68L110 67L111 62L109 63L110 60L108 59L109 57L106 55L107 50H106L105 48H103V47H100V48H99V47H98V48H97ZM131 52H132V54H131ZM167 52H168V51H167ZM167 52H166V53H167ZM169 52H170V51H169ZM13 53H11V54H13ZM127 53H129L130 55L127 54ZM166 53L164 52L163 54H166ZM181 53H182V52H181ZM185 53L183 52V54H185ZM190 53H192V52H190ZM190 53H189V55H190ZM231 53H232V52H230V54H231ZM69 54H70V52H68L66 56H69ZM107 54H108V53H107ZM123 54H124V56H123ZM125 54H127L128 56L125 55ZM161 54H162V52H161ZM167 54H169V53H167ZM167 54H166V55H167ZM173 54L175 55V53H173V52H171V54H169V55H171V59H172V55H173ZM176 54H177V53H176ZM186 54H187V53H186ZM2 55H3V58H4V57H5L4 53H2ZM62 55H61V57H62ZM146 55H148L147 52H146ZM146 55H145V56H146ZM187 55H188V54H187ZM191 55H192V57H193L194 53L191 54ZM55 56H57V55H55ZM55 56H54V57H55ZM59 56H60V55H59ZM59 56H58V58L61 59V57H59ZM175 56H176V55H175ZM185 56H186V55H185ZM12 57H13V56H12ZM50 57H51V56H50ZM122 57H123V58H122ZM140 57H141V58H140ZM162 57H164V56H162ZM189 57H191V56H188V59H189ZM259 57L261 58V56H259ZM14 58L16 59V57H14ZM14 58H13V60H12L11 62L8 61L9 65H8V63H6V65H8V67H10V64L14 61ZM48 58H49V57H47V60H49V61L52 60V59L50 60V59H48ZM62 58H63V57H62ZM67 58L69 59V57H67ZM67 58H66V59H67ZM167 58H170V57L167 56L165 59L168 60ZM184 58H185V57H184ZM184 58H183V60H184ZM4 59H5V58H4ZM4 59H3V61H4ZM34 59H35V58H34ZM60 59H58L57 62H55V61H56V58H55V59L53 58L52 61H53V63H54V62H55V63H58V62L60 63V62H61L60 65H61V67H62V66L64 65V63H63L64 61H59ZM178 59H179V58L177 57L176 61H177ZM188 59H187V56H186V59H185V60H187L186 62H187L188 65H189V63L191 62V61H190L191 59H189V60H188ZM47 60H46V61H47ZM62 60H63V59H62ZM124 60H125V59H124ZM139 60H136L134 64L137 65L138 62L141 61V60H140V61H139ZM166 60L164 61L165 63H166ZM174 60H175V59H174ZM185 60H184V62H185ZM206 60L208 61V59H206ZM31 61H32L33 63H32ZM46 61H44V62H46ZM202 61H203V62H201V63H203L202 65H203L204 68H203V67H200V64H201V63H200V64L198 65V68L200 67V68H203V69H201V72H200V73L198 72V74H202L203 77H205L206 75H207V77H209V76L211 77L212 74L215 73L214 71H216L217 74H218V73L220 74V73H222V71H226V70L228 71V72L226 71L227 73H229V72L231 71V69H226V68L224 69V68H222V67H221V68H218L217 70H213V68H212L211 66H209V68H208V64H207L206 61H204V59H203ZM169 62H170V61H169ZM171 62H173V61L171 60ZM174 62H175V61H174ZM180 62H181V60H180ZM180 62L178 61V62H177V65H178V63H179L181 68L178 67L175 63H174V64H175L176 66H175L174 64L169 65V66H172V67L167 66V67H169V69L171 68V69H170L171 72L169 71V69H168V72H170V75L173 74V75H172V76H173V79H174V73L177 72V68H180V69H181V72H180V71H179V72L181 73L180 75H182V70L184 69V68H182V67L184 66V64H185L186 62L183 64V66H181V63H183V62H181V63H180ZM208 62H209V61H208ZM51 63H52V62H51ZM59 63H58V64H59ZM62 63H63V64H62ZM94 63H95V62H94ZM102 63H101V64H102ZM136 63H137V64H136ZM187 63H186V64H187ZM204 63L207 64V65L204 66ZM2 64H4V63H2ZM36 64H37V63H36ZM36 64H35V65H36ZM44 64H46V63H44ZM58 64H55V65L53 66V64H50V65H49V62H48V66H46V67L44 66V67L46 68V70H47L48 72H51V73H52V71H53L52 69H55L56 65L58 66ZM65 64H66V62H65ZM96 64H97V63H96ZM134 64H133V65H134ZM139 64H140V63H139ZM139 64H138V65H139ZM163 64H164V63H163ZM163 64H162V65H163ZM166 64H167V63H166ZM166 64H164V65H166ZM191 64H192V63H191ZM191 64H190V66H191ZM193 64H194V63H193ZM193 64H192V65H193ZM188 65H187V66H188ZM4 66H5V64H4ZM12 66H13V65H11V67H12ZM195 66L197 67L196 64L194 65V67H195ZM206 66H207V68H206ZM6 67H7V66H5V68H6ZM11 67H10V68H11ZM66 67H67V65H66V66H63V67H62V70H63V71H64V70L67 71V68H66ZM109 67H110V68H109ZM133 67L135 68V66H132V65L130 66V68L132 69V73L129 72V73H131V75H130L131 77L127 74L126 76H127V77L129 76V78H124V79L126 80V81L124 80L125 82L123 81V83L125 84V88H127L128 90H131L132 88L134 89V87H135V83H136V85L139 87V88L137 87V89H140V88L144 87V88H143L144 91H145V90L148 91V90H150L151 87H152V88H153V87H156V85L158 86L159 82H155V81H157V80L152 81V79H153L154 77L151 79V81L155 83V84L153 83L155 86H154L153 84L150 85L151 82L148 83L149 78H148V80L145 79L146 76H147V74H146V76H144V77H142V76H143L142 74H141L142 76L140 75L141 77H140V76H136V71H133V70H134ZM185 67H186V65H185ZM192 67H193V66H192ZM229 67H230V66H229ZM38 68H39V67H38ZM64 68H66V69H64ZM173 68H175V69H173ZM205 68L208 69V70H206ZM7 69L10 70L9 68H7ZM50 69H51V71H49ZM56 69H57V68H56ZM56 69H55L54 71H56ZM58 69H59V68H58ZM118 69H119V71H120V68H119V67H118ZM128 69H129V67H128ZM131 69H130V71H131ZM185 69H186V68H185ZM185 69H184V71H183V74H184L185 77H184L183 75H182V76H183V78H184L183 80L186 79V81H181V83H182V82H184V83L187 82V83L189 84V85H187V87H186V84H187V83H185V84L182 83V85H185V86H181V85H179V84H176V85H175V88H173V87H174L173 84L175 83V81L171 79L172 82L170 81L171 84H170L169 88H168V86L163 85L164 87L166 86V89H165L164 87H162L161 85H159V86H161V89H164V90H165V92L162 93V91L160 90L159 87H158L157 90H154V91H156L154 94H152V93L154 92L153 90H152V91H148V92L145 91V93H146V94L148 93V94L145 95L146 97H145L144 99H142V100H141L140 98H139V99H138V98H135V99L129 98V100H128V99H124V100H126V101H122L123 99H120V100L117 99V98H119V97H116V99L113 98L114 100H110V99H107V98H110V97L107 96V98H106L105 95H104V96H105V98H104L103 95H101V97H100V96H99V97H98V96L94 97L93 94H91V93H89V92H86V91H85V93H84V92L82 93L83 96H88V94H89L88 97H90V94H91V97L89 98V100L84 101L83 104L85 105V103H86V105H87L88 102H89V104H88V106H87L88 109H87V110L84 109V110H85L86 113H87V111H88V113H90V112H89V107H90V108H91L90 110L92 111L91 114H94L93 112L96 113V114L93 115V117L96 116V115H98L97 112H100V111H101V113L104 112V113H107V114H109V115H111V116H113V117H114V116H115V117L117 116V117H119L120 119H125V118L128 119V118H130V119H128L129 122H128L127 120H125L126 123H125V121H124V122H121V124H120V126H119V129L122 128V126H123V127L125 126L124 128H126V129L122 128V132L120 131L121 134H122L121 136L125 137V140H128V137H132L134 134H131V133H132L134 130H138V129L140 128L139 126H141L142 128H144V126H145L146 128L148 127V129H149V127L153 126V124H154V126H156L154 122H152V123L150 122V123H151V124L149 123L150 125H148L146 122H149L148 119H150L151 117H153L155 114H156V116H155V120H156V119H157V120H160V119H158V118H161V117H157V115H158L157 113H159V111H160V110H159V105L162 103L161 101L163 100V98H164V101L166 100V103H167V102L169 103L168 98H170L169 100H171V101H172V100H174V101L176 100V106H177L178 103L180 104V102L182 103V102L184 101V103H182V105H181V104L178 105L179 108H180V112H181L182 114H181V113H180V114H177V113L174 112L176 109H175V110H173V109H174L176 106L173 107V109H172V107H170V105H169V104H172L171 102H170L169 104H167V105H164V104H166L165 102H164V104H161V106L164 105L165 107H167L166 109H167L168 111L163 110V111H164V112H163V111H162V108L160 107V108H161V111H160V112H161L162 114H163V113L166 114V113L168 112V115H167L168 118H169V116H171L170 119H168L167 116H165L166 119H168V120L170 121V125L172 124V125L175 126L176 123L179 122V120L183 121V120H182L183 117H181V119L177 120V118H179L180 115H181V116H185V115H186L185 118H187V121H190V124H188V125H187V124H183L182 127H181V125H180L181 121H180V122H179L180 127H179L178 125H176L175 127H172V126H169V127H168L169 122L167 121V123H166L167 127L164 128V126H166V125L163 124L162 127H159V126H161V125H159V124H161V123L158 124V121L156 120V121H157L156 124H158V125H159L158 127L160 128V129H159V131H160L159 133H161V134H160V135L158 134V135L160 136V138H161V136H162V139H163V135H164V136H165L164 139H167V137H168L167 135H170V137H171V135L174 136V133H175V134H176V138H175V140H176V139H178V138H181V139H182V138H183L182 136L186 137L185 135L187 134V137H188L187 140H188V141H187V140L185 141V139L183 138V140H184L183 142H184V143L186 142V144H188V145H189V143H191V141H193V139H194V142H195L196 137H197V139H199V140H196V143H193V142H192L194 145L198 144L199 141H202V140L204 139V142H203V141L200 142V144H198L197 147L194 146V147H196V148H199L200 145L202 146V147L200 146V148H202V149L199 148V149L202 150V151H200V150H199V151L203 153V157H202L201 153H198V152L196 151L201 157H199V155H198L197 153H195V155H196V154L198 155V156L196 155V157H197V158H200V160H199V159L197 160V158L195 157V155H192V154H191V153H193V151L196 150V148H195V150H193V148H192L193 145H192L191 148H190L189 146H187V147L185 146V148H186V149L184 148V149H185V152L188 151V147H189L190 149L193 150L192 152H189V151H191L190 149H189V151H188V152L192 155V157H193L192 159H191V156H189L190 159L187 158V162H188V160H191V161L188 162V163H190V164H188V165H186V162H185L182 158L179 159L178 155L176 156V157H178V158H177L178 160L175 158V160H176L177 162L172 161V160H171L172 158H170V159H169V158H168V159L165 158V161H164V158H162V157H161V158H162L163 160H162L161 158H159V159H161V160L156 159V158H155L156 155L153 156V157L151 158V157H150V156H152L151 153H150L151 155H149L150 158H148V156H145V155H144L145 153L147 154L148 152L141 151L142 153L144 152V154H141V152H139L140 149H138V148H134V149H132L133 152H128V151H129V150H128V151H126V152H125V151H122V152H121V151H120V152L118 151V153H116V154L114 153L115 155L113 154V156H111L110 159H108V160H109V164H110V163L113 164V163H114L113 161L116 162V163L114 164V168L116 167V165H117V168H118V164H117V162H119V163L121 164V166L124 167V169L126 170V169H128V166H129V168H130V165H132V164H133V166H134V165H138V163L140 162V160H143V159H144V158H140V157H144V156H145V158H148L149 161H150L152 164H153V162H154V165H155V166H153L152 171H156V169H155L154 167H160L161 169H162V168H167L168 170L171 169V170H173V171H174L175 169H178L179 171L181 170L182 173H184V174L186 173V175H187V173H188V175H190L191 171L189 170V168H190L191 170H193L194 166H196L197 164L194 165V163H192V162L195 161V160H197V163H198V164H201V163H202L201 165L205 166V167H203V166H202V167L205 168L206 172H203L204 169H203L202 171L200 170V177H199V173H198V177L195 175V176L197 177L198 180H195V179H194V181L199 182V184H200V182H201V183L204 184V186H205V185L208 186V184H209L210 182L212 183L215 179L217 180V177H215V178L213 177L214 179L209 180V179L212 178V174H211V173H214V176H218V175H215V174L218 172V174H221V177H222V178H218V179H220V180H221V179H224V181H225V178H223L222 175H223V173L225 172V170H228V168L225 169V168H226V165L224 166L225 161H224V162L222 161L223 158H222L221 160L218 161V159H220V156H221V155H223V156H227V157H228V158L224 157V158H226V159H224V160H226V161H227V160H230V161H231V159L234 158V160H232L233 163H234V165L236 164L235 162H237V161H238V158H239V159H240L239 162L242 164L241 166H243V163H245V162H244V159H245V157L247 156V155H245L244 159L241 161V159L243 158L242 156H244V155H242V153H243L244 151H245L246 154H249V150H251V151H256V150H257L256 147H259L258 150L256 151V153L259 154V153H260L259 150L262 148L261 154L263 153V155H264V144L262 145L263 142H261V139H264V138L259 139L260 136H261V137L263 136L261 133L264 131V130H263V128H264V118H263V117H264V116H262L263 120H261L262 118H260L259 121H257V120H258V117H257V119L255 120V121H257V122H256V123H254L255 121L253 122V120L255 119V114H256L255 111H256V110L259 111V110L261 109L260 112H262V110H263V113H264V105H263V100L260 101V102H262V105H263V106L259 105V103H258V105H259L260 107L257 105V102H259V101L254 102V101H256V99H255L256 96H255V97H254V95L251 96V93H250V92L253 91V90L251 91L252 87H251L250 84H248L249 86L246 84V83L249 82L248 80H250V82L252 81L251 83H253V79L251 78V79H252V80H251V79H250V76H249V77L247 76V74H249V72H250L251 70L245 68V69H246V70L244 69L245 71L243 70L242 72L239 73V75H241V74L243 73V75H245V76H242V75L239 76V75H237V77H238V76H239V77H242V78H238L239 80H240V79H241V80H242V79H243V80L245 79V81H247L245 84L248 86V88H249V87L251 88V89H250V92H249L250 94H247V95L249 96V99H250V96H251V98L253 97L254 100H253V101L250 100V101L252 102V104L256 103V104H254V105H257V107L254 106L255 108H253V107H252V108H249V107L247 108L248 105H247V103H246L247 106H246L245 109H246V111L248 110L247 113H246L245 111H243V110H245L244 107H243V105L245 106V104H243V103L246 101V100H245V99H246L245 97H248V96H246V94L244 93L245 96H244V98H243L242 95H243V92H244V91L240 90V87H239V90H240V91H239L238 88L236 87L237 85H234V83L237 84V83L239 82V80L236 82V80H235V76H234V79H233V81L235 80L234 83H233V85L229 82L230 85H232L233 87L235 86V87L237 88L236 91H238V92H235V93H234V97L232 98V99H233L232 104H231V102L228 103V100H227L228 98L226 97V95H225L224 99L227 101L226 103H228V104H226L225 101H215L214 98H213L212 100H214L215 102L213 101V103H212V102H211V99L208 98V99H209V100H208V99L206 98L205 94L207 93L206 95H208V92H206V91L204 92L205 94H203V96H205L204 98H203V96L201 97L199 94L196 95V96H198L199 98H200V97L203 98V99H202L203 101L201 100V98H200V99L197 98V97L194 95V93H191V92H192V89H191V87H190V86H192V83H191V82H192V81H193V82H196V79H197L196 76H195V74H194L193 72L197 71V69H195L193 72L191 71V67H189V66L187 67L186 70H185ZM204 69H205L206 71H205ZM209 69H210V70H209ZM221 69H222V71H221ZM223 69H224V70H223ZM38 70H41V69L39 68ZM60 70H61V69H60ZM135 70H136V69H135ZM178 70H179V69H178ZM219 70H220V71H219ZM229 70H230V71H229ZM259 70L261 71V68H259ZM57 71H58V70H57ZM119 71H118V74H119ZM172 71H174V72L172 73ZM198 71H199V69H198ZM218 71H219V72H218ZM248 71H249V72H248ZM262 71H263V70H262ZM262 71H261V72H262ZM58 72H60V71H58ZM179 72H177V73H179ZM184 72H185V73H184ZM212 72H213V73H212ZM251 72H252V71H251ZM251 72H250V73H251ZM65 73L67 74V72H65ZM68 73H70V72H68ZM115 73H116V72H115ZM177 73H176V75H178ZM203 73H206V75L203 74ZM223 73H224V72H223ZM246 73H247V74H246ZM12 74H13L12 71H11V73H10L11 76H9V75L7 74V75L9 76V80H6V78H5L4 81L6 80L5 82H8V81H9V82L12 83V80H11V79H12ZM71 74H73V73H71ZM87 74H88V73H87ZM87 74H86V75H87ZM143 74H144V73H143ZM152 74H153V73H152ZM192 74H193V76H192ZM198 74L196 73V75H198ZM54 75H55V73L53 72V76H54ZM56 75H57V74H56ZM69 75H70V74H69ZM86 75H85V76H86ZM116 75H117V74H116ZM133 75H134L135 77H134ZM138 75H139V74H138ZM180 75H179L180 78H178V76H177V77H175V80H178V79L180 80V79L182 78ZM202 75H201V79H203V81L205 82V78H203ZM258 75H259L258 78H260V77H261V76H260L261 74H258ZM65 76L67 77V75H65ZM65 76H64V77H65ZM74 76L76 77L77 74L74 75ZM74 76H72V77L75 78ZM79 76H80V75H79ZM79 76H78V77H79ZM88 76H89V74H88L87 77H85V78H86V80H87V78H88L89 82H91L92 80L89 79V78H91V77H88ZM148 76H149V75H148ZM153 76H154V74H153ZM198 76H199V75H198ZM246 76H247L248 78H247ZM1 77L4 78L3 75L0 76V78H1ZM64 77H63V78H64ZM68 77H70V76H68ZM132 77H134V78L136 79V80H135L136 82L130 79V78H132ZM137 77H138V78H137ZM191 77H192L193 80L191 79ZM237 77H236V78H237ZM245 77H246V78H245ZM251 77H253V76H251ZM3 78L0 79L1 82H2V84H4V81H2ZM81 78H83V77L81 76L80 79H81ZM115 78H117V76H116ZM155 78H156V76H155ZM171 78H172V77H171ZM176 78H177V79H176ZM253 78H254V77H253ZM256 78H257V77H256ZM256 78H255V82H256ZM7 79H8V78H7ZM66 79H68V78H66ZM71 79H72V78H71ZM76 79H77V78H76ZM80 79H79L78 81H76V82L79 83ZM118 79L121 80L120 78H118ZM118 79H115L116 81L113 79V80L115 81V82L113 81V83H116V84L118 85V82H119ZM206 79H208V78H206ZM10 80H11V81H10ZM59 80H60V79H58L57 76H54V78L52 77V85L55 84V83H56V85H57V83L59 82ZM62 80H64V79H62ZM62 80H61V81H62ZM74 80H75V79H74ZM74 80H73V82H74ZM88 80H87V81H88ZM90 80H91V81H90ZM122 80H123V79H122ZM190 80H191V81H190ZM258 80H259V79H258ZM258 80H257V81H258ZM64 81H65V80H64ZM81 81H82L83 84H84V79H82ZM81 81H80V83H81ZM117 81H118V82H117ZM129 81H130V82H129ZM149 81H150V80H149ZM245 81H244V82H245ZM68 82L70 83L71 80L69 79ZM85 82H86V81H85ZM189 82H190V83H189ZM231 82H232V81H231ZM241 82H242V81H241ZM241 82H239V83H241ZM261 82H262V81H261ZM261 82H259V83H261ZM61 83H62V82H61ZM74 83H75V82H74ZM80 83H79V84H80ZM132 83H134V85H133ZM157 83H158V84H157ZM172 83H173V84H172ZM177 83H178V82H177ZM181 83H180V84H181ZM256 83H258V82H256ZM256 83H255V84H256ZM2 84H1V85H2ZM85 84H86V83H85ZM147 84H149L150 86H149V85L146 86ZM242 84H243V83H242ZM253 84H254V83H253ZM253 84H252V85H253ZM119 85H120V84H119ZM171 85H172V86H171ZM257 85H258V84H257ZM53 86H54V85H53ZM145 86H146V89H145ZM177 86H178V87H177ZM262 86H263V85H262ZM262 86H261V87H262ZM148 87H149V89H148ZM241 87H244V85H241ZM245 87H246V86H245ZM245 87H244V88H245ZM257 87H258V86H257ZM257 87H256V88H257ZM65 88H66V90H65ZM67 88H68V89H67ZM70 88H71V89H70ZM171 88H172V89H171ZM192 88H193V87H192ZM258 88H259V87H258ZM258 88H257V89H258ZM63 89H64V90H63L64 93H65L67 90H68V92L73 91L72 87H70V86H63ZM127 89H126V90H127ZM133 89H132V90H133ZM135 89H136V88H135ZM135 89H134V90H135ZM143 89H141V90H143ZM155 89H156V88H155ZM167 89H168V90H167ZM193 89H194V88H193ZM242 89H243V88H242ZM246 89H247V87H246ZM246 89H245V91H246ZM261 89H264V87L259 89L260 92H261ZM52 90H53V89H52ZM134 90H133V91H134ZM164 90H163V91H164ZM166 90L169 91V92H167ZM254 90H255V89H254ZM157 91H158V92H157ZM159 91H160L161 93H160ZM262 91H263V90H262ZM68 92L65 93L67 97H68V95H70V93H68ZM135 92H136V91H135ZM149 92H152V93L150 94ZM166 92H167V93H166ZM240 92H242V95H239V94H241ZM255 92H256V90L253 92V94H254ZM40 93H41V92H40ZM40 93H39V94H40ZM44 93H45V92H44ZM46 93L48 94L49 92H46ZM46 93H45V94H46ZM51 93H53V92L51 91ZM158 93H159V94H158ZM195 93H196V92H195ZM238 93H239V94H238ZM256 93H257V92H256ZM256 93H255V94H256ZM261 93H262V92H261ZM39 94H37V95L39 96ZM47 94H46V95H44V94L41 95V94H40L41 99H42L43 97H44V98L48 97L49 99H47V100L50 101V100H51L50 98H51V96H52L53 94H50V93H49L48 95H47ZM62 94H63V93H62ZM62 94H61L60 96H62V97L64 96V97H65V94H63V95H62ZM155 94H156V95H155ZM160 94H161V96H160ZM164 94H165V97L161 98L162 96H164ZM196 94H197V93H196ZM236 94H237V95H236ZM258 94H259L260 97H261V96L264 97V95H262V94L260 95L259 92H258ZM258 94H256L257 97H259ZM2 95L4 96V94H1V96H0L1 98L3 97ZM15 95H16V94H15ZM32 95H33V94H32ZM43 95H44V96H43ZM50 95H51V96H50ZM71 95H72V94H71ZM71 95H70V96H71ZM150 95H152V96H150ZM158 95L160 96L159 98H158ZM166 95H167L168 97H167ZM223 95H224V94H223ZM28 96H29V95H26V96L24 97V98H25L24 101L29 100L30 96H29V97H28ZM33 96H35V95H33ZM57 96H59V95H57ZM156 96H157V99H158L157 101H156ZM209 96H211V95H209ZM209 96H207V97H209ZM4 97H5V96H4ZM12 97H13V96H12ZM14 97H15L14 99L16 100L17 95L14 96ZM27 97H28V98H27ZM40 97H38V98H40ZM64 97H63V98H64ZM67 97L65 98V100L68 101L67 99H69V101H68V102H69V103H68L69 106H68V104H65L66 102L64 103L65 105L62 103V105H64V108H65V109H67V107L69 108L71 104H72V107L75 106L76 104H78L77 106H79V103L81 104V102L78 103V101H76V100H77V97L71 96L73 99L76 98V100H75V101H76V104H75V101H72V103H70L72 98L70 99V98H67ZM88 97H87V98H88ZM97 97H98V98H97ZM194 97H196V98H194ZM211 97H214V96H211ZM238 97H239V98H238ZM240 97H241V98H240ZM257 97H256V98H257ZM7 98H9V96L6 97V99H7ZM26 98H27V100H26ZM55 98H56V96H55ZM55 98H53L52 102L54 101ZM84 98H85V97H84ZM216 98H220V97H216ZM216 98H215V99H216ZM226 98H227V99H226ZM234 98H235V99H234ZM14 99H13V101H14ZM17 99H18L17 101H19V98H18V97H17ZM31 99H33V98L31 97L30 100H31ZM57 99H60L62 102L65 101L64 99H63V100H64V101H63V100H62L61 98H59V97H57ZM90 99H91V100H90ZM161 99H162V100H161ZM177 99H178V102H177ZM181 99H182V100H181ZM183 99H184V100H183ZM196 99H198V100H196ZM206 99H207V100H206ZM220 99H223V98H220ZM224 99H223V100H224ZM247 99H248V98H247ZM260 99H261V98H260ZM262 99H263V98H262ZM1 100H2V99H1ZM3 100H4V98H3ZM60 100H58V103H59L58 105H59V106L56 104V105L58 106V107H57L58 109L56 108L58 111H59V110H60V111L62 110V109H59V108H61V105H60L61 102H59ZM135 100H136V101H135ZM160 100H161V101H160ZM186 100H187V103H188L187 105H189V106H190V105L192 106V102H193V101L195 102V100H196L195 103H197V105L199 104V105H198L199 108H200V104H201V106L203 105V106H204V107L202 106V108H204L203 112L201 111L202 108H200V110L198 111V110H197V108H198L197 105L193 102V103H194L193 107L195 108V106H196L195 110L197 111V113H198V112H202V113H199V114H201V115L204 114V113L206 114L207 112H205V110H207V109H210V111L213 110V112H214L215 114H217V115H215V114H213V113L211 112L210 114H213V116L211 117V115L208 114V113L210 112V111L208 110V113H207L206 115H203V116H204V118L207 117V119L209 120V123L207 124L208 121L206 122V120H207L206 118H205L206 120H205L204 118H202V119L205 120V121L203 120V124H202L201 121L198 120V123H197V125H195V126H196V127H195L194 125H191V124L196 123L195 121H197V118H198V117H196V116H200V115H199V114H196V113H195L196 111H195V112L193 111V110H194L193 107H192L193 109L191 108V110L188 109V108H190V107H187V105H186V108H185V107H182L183 104H184V105L186 104V102H185ZM199 100H200V101H199ZM216 100H217V99H216ZM236 100H237V101H236ZM239 100H240L241 102H240ZM9 101H10L9 99H8V102H6V101H4V102L0 101V104H3V105H5V106H8L7 104H4V103H8V104H9ZM40 101H41V100H40ZM40 101H39V102H40ZM44 101H45V100H44ZM80 101H82V100H80ZM127 101H128V102H127ZM134 101H135V102H134ZM179 101H180V102H179ZM206 101H208V102H206ZM234 101H235V103H234ZM250 101H248V102H249V106L251 107L252 105H250V104H251ZM10 102H12V101H10ZM19 102H20V103H19ZM19 102H18L19 104H22V103H21V99H20ZM55 102L57 103V101H56V100L54 101V103H53L54 105H55ZM73 102H74V103H73ZM202 102H206V103H202ZM219 102H220V103H219ZM40 103H41V102H40ZM173 103H174V102H173ZM216 103H218L217 105H218L219 107H217ZM221 103H225L224 105H226L228 108H229V106H228L229 104H230V106H231L230 108H233V107L235 106V107H234V108H235V113H236V114H234L235 116L232 117V114H231V113H233L234 110H232V112H231V111H230L231 109H230V108H229V109H226V108H227L226 106H224L226 110L223 111V110H224V109H222L223 106H221V105H223V104H221ZM236 103H237V104H236ZM235 104H236V105H235ZM242 104H243V105H242ZM12 105H13V103H12ZM14 105H15V103H14ZM16 105H18V104H16ZM16 105H15V107H18V106H16ZM56 105H55V106H56ZM84 105H83V106L80 105V107H85ZM238 105H239V106H238ZM5 106H4V108H3V106L0 107V109L3 108V109H2V110H3V115H4L3 118L5 119V115H6V116H8V117H6L7 119H8V118L11 119V118H12L11 115H10V117H9V114H8V115H7V114H4ZM10 106H11V105H10ZM66 106H67V107H66ZM172 106H174V105L172 104ZM12 107H13V106H12ZM62 107H63V106H62ZM72 107H71V108H72ZM75 107H76V106H75ZM75 107H74V108H75ZM80 107H76L75 109L80 108ZM157 107H158V109H157ZM162 107H163V106H162ZM205 107H206V109H205ZM258 107H259V110L256 109V108H258ZM261 107H263V108H261ZM64 108H63V110H65ZM74 108H72V110H73ZM85 108H86V107H85ZM199 108H198V109H199ZM217 108H218V110H220L219 113H216V112H215V111L218 112ZM219 108H220V109H219ZM69 109H70V108H69ZM163 109H164V108H163ZM185 109H188V110H186V111H188V113H190V112L192 111V112L195 113L196 115L193 114V113L191 112V113H190L191 116H190V114H188L187 112L185 113ZM211 109H212V110H211ZM221 109H222V111H221ZM239 109H240V110H239ZM252 109H255V110L253 111ZM63 110L61 111L62 113H64ZM154 110H155V111H154ZM177 110H178V108H177ZM250 110H251L252 113H254V114H253L254 117H252V124H251V126L248 125V126H249V129H245L246 127H245L244 124H246V123H249V124H250V123H251V121L249 122L250 118H249V120H248L249 114H252V113H250ZM5 111H6V110H5ZM7 111L9 112L8 107H7ZM58 111H57V113H58ZM240 111H241V112H240ZM61 112L59 113L60 116H61V114H62ZM65 112H66V111H65ZM69 112H72V111L70 110ZM165 112H166V113H165ZM221 112H223L224 116H225V115H226V116H225V117H224V116H223V117H220V116H221V114H220ZM248 112H249V114H248ZM260 112H258L257 115L260 114V116H261V113H260ZM1 113H2V112H1ZM6 113H7V112H6ZM67 113H68V111H67ZM88 113H87V115H88ZM101 113H99L100 116L105 115V114H101ZM161 113H159V114L162 116ZM174 113H175V114H174ZM178 113H179V112H178ZM244 113H246V116H245ZM54 114H56V113H54ZM59 114H57V115H59ZM65 114H66V113H65ZM71 114H72V113H71ZM73 114H74V113H73ZM91 114H90V115H91ZM107 114H106V115H107ZM227 114H229V115L231 116V117L229 116L228 119H227V116H228ZM242 114H243V115H242ZM0 115H1V116H0V138H1V139H0V147H1V150H3V147H6L5 151H9V152H10V154H9V152H8V154H5V155H7V159H6V160H9L10 158H11V160L14 159V156H11V155H15V156H16L15 159H17V156H18L19 158H20V157L23 158V157L25 156L26 159H27V155L29 154V151L34 153V151L38 150L37 144L41 145V150H43V148H42L43 146H46V147H47V145H49V144H51V143L53 142V141H52V142L50 143L53 134H54V136H55V138L53 137L54 139H56L57 137H58V138H59V137H62L61 135L59 136L58 134L55 135L56 133H53V134L51 135V134H50L51 132H50L49 135L51 136V139L49 138V141H47V140H42L43 138L46 139V138L49 137V135L47 134V132H49V131H47V132L45 133L46 136L48 135L47 137L45 136V137L42 138V136H39V135H38V136H39V139H38L37 135L35 134L36 132H34V130H33V128L35 129V127L32 128V126L30 127V125H33V126H34V125L36 124L35 126L38 125V127H40V128H44V126H46V125H44V126L42 127V122H41V126H39V125H40V123H39L40 121H38V123L33 122V121H35L36 119H34V120L32 121L34 124H31L32 122L30 121L31 123H29V124H30L29 127H28V125H27V128H28V129L25 128L26 125H25L24 123H22L21 125L24 124L25 127H23V126L20 127L19 125H17L18 123H17L16 121H14V125H15V126L17 125V126L20 127L18 130H17L18 127H17L16 129H14L15 127L13 126V123L10 122V121L13 120L15 117H14L13 119H11L10 121H9V119H8L7 124L10 123V125H12V126H10V127H12V128L14 127V128H13L14 130H12V128L7 127L9 124H8L7 126L5 125V124H6L5 122L7 121V119H6V120L2 119V116H3V115H2V114H0ZM63 115H64V114H63ZM63 115H62V116H63ZM69 115H70V114H69ZM150 115H151L150 118H146V117H148V116H150ZM176 115H179V116L176 117ZM207 115H209L210 117L207 116ZM218 115H219L220 118L218 117L217 120H216V117H217ZM237 115H238V118L236 117ZM247 115H248V116H247ZM253 115H252V116H253ZM262 115H264V114H262ZM60 116H58V117H60ZM62 116H61V118H62ZM66 116H67V115H66ZM111 116H110V123H109V120H107V122H106L105 120H104V121L102 120V121H103V125L106 124V125H107V128H109V127L111 128L110 130H108V129L106 128V129H107V132H105V131H104V132H105V133H108V131H109V135H108V134H105V135H106V137L109 139V141L112 140V142H111V143H112V146L115 147L114 145H117L116 142L119 143V144H120V142H118L119 140L116 139L117 136H116V132H114L115 129H114V131L112 130V129H113L112 126L114 125V123H113V119H114V118L112 119ZM158 116H159V115H158ZM192 116H193L194 119L196 118L195 120L192 118L194 122H193L192 119H191ZM194 116H195V117H194ZM203 116H200V117H203ZM215 116H216V117H215ZM260 116H259V117H260ZM44 117L47 118V116H45V115H44ZM55 117H57V116H55ZM64 117H65V116H64ZM69 117H70V116H69ZM91 117H92V116H91ZM96 117H99V116H96ZM156 117H157V118H156ZM214 117H215V118H214ZM235 117H236V118H235ZM244 117H247V121H248V122H246L245 120H243ZM40 118H41V117H40ZM45 118H43V120H45ZM61 118H59V119H61ZM144 118H145V120H146V119H147V120H146V121H145V120L143 121ZM162 118H163V116H162ZM171 118H173L174 121H176V123H172ZM209 118H210V119H209ZM221 118H223V119H221ZM48 119L50 120V118H48ZM67 119H68V118H67ZM111 119H112V120H111ZM153 119H154V118H153ZM163 119H164V118H163ZM163 119H162V120H163ZM173 119H172V120H173ZM175 119H176V120H175ZM189 119H190V120H189ZM198 119H199V118H198ZM200 119H201V118H200ZM202 119H201V120H202ZM14 120H15V119H14ZM16 120H18V119H16ZM38 120H40V119H38ZM43 120H42V118H41V121H43ZM46 120H47V119H46ZM49 120H47V122H48V125H47V126H48V127H50V126H49ZM57 120H58V119H57ZM138 120H139V121H138ZM140 120H142L143 123L140 122ZM184 120L186 121V119H184ZM210 120H212V121L210 122ZM236 120H239V121H236ZM68 121H69V119H68ZM134 121H135V122H134ZM160 121H161V120H160ZM174 121H173V122H174ZM185 121H184V122H185ZM187 121H186L185 123H188ZM242 121H243V122H242ZM260 121H261V122H260ZM21 122H23V120H22ZM24 122H25V120H24ZM28 122H29V121H28ZM47 122H46V123H47ZM54 122H55V121H53V124H54ZM70 122L73 123L72 121H70ZM70 122L67 123L68 126H70ZM133 122H134V124H133ZM136 122H138L139 125H138V123L136 124ZM191 122H193V123H191ZM204 122H205V123H204ZM215 122H218L219 124L217 123V125H216ZM236 122L239 123V124H237V125L235 124V126H236V128H237L236 130H237L238 133H239L240 130L242 129L241 132H242L243 134L240 135L239 139H237V138H236V137H238V136H236L237 133H236V135H235L236 130H235V132H233V133H234V134H233V133L231 132L232 129H228V131L231 130V131H229V132H231L233 136H232L231 133H230L231 136H230V137H227V141L225 142V140H224V138H223L224 135H223V137H222V134H221V133H223L224 131H225L224 134L227 133V132H226V131H227V130H226V126L229 125L228 127H230V123H236ZM244 122H246V123H244ZM15 123H17V124H15ZM46 123H45V121H43V124H46ZM51 123H52V120H50V124H51ZM112 123H113V124H112ZM200 123H201V124H200ZM210 123H211L212 125H211ZM243 123H244V124H243ZM259 123H261L262 125L259 124ZM19 124H20V123H19ZM55 124H57V123H55ZM55 124H54V125H55ZM74 124H76V123H73V124H72V125L74 126V127H72V128H74L75 132L79 130V133H80V128H82V127L84 128V126H85V125L83 126L82 124H79V125H81V126H78V127H79V128H78V127H77L76 125H74ZM110 124H112V126H111ZM135 124H136V125H135ZM141 124H145V125L142 126ZM146 124H147V126H146ZM177 124H178V123H177ZM181 124H182V123H181ZM198 124H200V125H198ZM204 124H206V125L208 126V128L210 127L209 129L206 128L207 130H209V135H208V133H207L208 131L205 129L206 125L204 126ZM57 125H58V124H57ZM67 125L64 126L65 129H66V127L68 128ZM72 125H71V126H72ZM106 125H105V126H106ZM121 125H122V126H121ZM184 125H187L188 128H189V130H188V128H187L186 130H188V132H187L186 130H185V132H184V130H183V132L180 131L181 137H179V136H178V133H179L178 130H180L181 128L184 129V127H185ZM201 125H202V126H201ZM210 125H211V126H210ZM213 125H215V126H213ZM219 125H221L220 127L224 126V127H223V130H222V128L218 127ZM225 125H226V126H225ZM241 125H242V126H241ZM243 125H244V126H243ZM260 125H261L263 128L260 127ZM4 126H5V127H4ZM47 126H46V127H47ZM52 126H53V125H52ZM55 126H56V125H55ZM71 126H70V127H71ZM126 126H127V127H126ZM134 126H137L138 128H137V127H135L136 129L132 128V127H134ZM154 126H153V127H154ZM187 126H186V127H187ZM197 126H198V128H199L200 126H201L202 128H199V129H198ZM203 126H204V127H203ZM237 126H238V127L240 126V128L238 129ZM246 126H247V124H246ZM257 126H259L260 131H259V129L257 128ZM2 127H3V130H1ZM46 127H45V128H46ZM75 127H77L78 129H77V128L75 129ZM85 127H86V126H85ZM128 127H130V128H129L130 130H131V129H134V130H131V132H130V130L128 129ZM176 127H177V128L179 127L180 129L178 128V130H177ZM192 127H193V128H192ZM213 127H214V128H213ZM231 127H232V126H231ZM243 127H244V129H243ZM6 128H7V129L9 128V130H4V129H6ZM24 128H25V133L23 132ZM40 128H39V129H40ZM58 128H60L59 125H58ZM114 128H116V127H114ZM156 128H157V127H156ZM190 128H192V129H190ZM216 128H217V129H216ZM218 128H219V129H218ZM224 128H225V129H224ZM233 128L235 129L234 126H233ZM255 128L258 129V131L255 133L256 135L254 134V132H255L254 130H256ZM10 129H11V130H10ZM22 129H23V130H22ZM36 129H37V128H36ZM50 129H51V127L49 128V130H50ZM65 129L63 130V131H64V134H66L67 132H68L70 135L73 134V133H70V132H72V130H71V131H68L69 129H68V130H65ZM119 129H118V130H119ZM150 129H152V127H151ZM153 129H154V128H153ZM195 129H196V130L198 129L199 131H200L201 129H203V130L205 129L207 132H206L205 130H204V132H206V133L201 132L202 130L199 132V131H196ZM212 129H213V130H212ZM261 129H262V130H261ZM20 130H22V131L20 132ZM45 130H46V129H45ZM47 130H48V129H47ZM55 130L57 131V129L54 128V131H55ZM58 130H59V129H58ZM60 130H62V128H60ZM74 130H73V132H74ZM82 130H83V131H82ZM82 130H81V132H82L81 135H82L83 132H85V131L88 132V131H87V130H88L87 127H86V129L84 128V129H82ZM111 130H112V131H111ZM116 130H117V129H116ZM124 130H125V132H124ZM141 130H142V129H141ZM171 130H172V131H171ZM211 130H212V131H211ZM214 130H215V131H214ZM218 130H219V131H218ZM220 130H222L223 132H222V131L220 132ZM36 131H37V130H36ZM56 131H55V132H56ZM63 131H62V133H63ZM66 131H67V132H66ZM110 131H111V134H110ZM142 131H143V130H142ZM157 131H158V130H157ZM157 131L155 130V133H157ZM165 131H166V132H165ZM210 131H211V132H210ZM213 131H214V132H213ZM217 131L220 132V133H218ZM243 131H244L246 134H245ZM261 131H262V132H261ZM22 132H23V133H22ZM57 132H58V131H57ZM59 132H60V131H59ZM65 132H66V133H65ZM86 132H85V135H82V136L86 137ZM113 132H114L115 135L112 134ZM134 132H135V131H134ZM134 132H133V133H134ZM150 132H151V130H150ZM176 132H177V133H176ZM195 132H197L198 134H196ZM229 132H228L227 134H225V137H226V135L229 136ZM241 132H240V134H241ZM259 132H260V133H259ZM68 133H67V134H68ZM145 133H146V132H145ZM152 133H154L153 130H152ZM164 133H168V134L165 135ZM182 133H185V135L182 134ZM199 133H204V134H203V137H202V136H199V138H198ZM213 133H214V134H213ZM258 133H259V135H257ZM263 133H264V132H263ZM33 134H34V135H33ZM60 134H61V132H60ZM67 134H66V135H67ZM69 134H68V136H70ZM77 134H78V132H76V134H73V135H72V136H74V135L77 136V137L74 136L75 139H74V137H72V138H73V141H74V142L71 141L72 144H71L70 142H67V143H70V145H73V144L76 142V138H77V142H76V144H77V146H79V145H81V143H83V141L87 140V139H86L87 137H86V138L83 137V139H82L83 141L81 140V143H80V140L78 139V138H80V137H78V136H80V135H77ZM88 134H89V133H88ZM142 134L145 136L144 131L142 132ZM162 134H163V135H162ZM195 134H196V135H195ZM210 134H211V135H210ZM215 134L218 135V136H219V134H220L221 136H219V137H222V138H223V141H222V139L217 138L218 136L216 137ZM152 135H153V134H152ZM158 135H156V137H155V135H153V136H154L155 138H157ZM201 135H202V134H201ZM207 135H208V136H207ZM212 135L215 136V137H213ZM243 135H245L244 138H242ZM246 135H247V136H246ZM248 135H249L250 137H249ZM253 135H255V136H253ZM43 136H44V134H43ZM56 136H57V137H56ZM115 136H116V137H115ZM173 136H172V137H173ZM206 136H207V137H206ZM210 136H211V137H210ZM256 136H258V137H256ZM63 137L66 138L65 136H63ZM90 137H91V136L88 135V140H89ZM133 137H134V139H137L135 136H133ZM133 137H132V138H133ZM187 137H186V138H187ZM200 137H201V138H200ZM231 137H232L233 139H231ZM247 137H248V138H247ZM41 138H42V139H41ZM64 138H62V139H64ZM70 138H71V136H70ZM70 138H69V139H70ZM72 138H71V140H72ZM81 138H82V137H81ZM114 138H115L116 141L113 142V139H114ZM173 138H174V137H173ZM206 138H207V139H206ZM212 138H213V139H212ZM234 138H235V140H234ZM249 138H250L251 140H250ZM40 139H41V140H40ZM54 139H52V140H54ZM60 139H61V138H60ZM60 139L58 140V142H59L60 144H61V142H64V141H65V139H64V141H60ZM62 139H61V140H62ZM66 139H68V138H66ZM69 139H68V141H69ZM84 139H85V140H84ZM92 139H93V142H90V143L93 144V143H94V140H96V137H95V138H94V137H93V138L91 137V140H92ZM99 139H100V138H99ZM101 139H102V138H101ZM134 139H130V140H134ZM158 139H159V138H158ZM171 139H172V138H171ZM171 139L169 138V142H171V141H170ZM208 139H211L212 142H211L210 140L208 141ZM217 139H219V140H217ZM236 139H237L238 141H236ZM244 139H245V141H244ZM246 139H249L250 141H249V140H246ZM252 139H253V140H252ZM254 139H255L256 141H255ZM257 139H258L259 141H258ZM38 140H40V141H42V142H43V141L49 142V144L46 145V144H44V143H46V142H43L44 145L42 146V144H40V143H42V142L39 143ZM78 140H79V141H78ZM91 140H89V141H91ZM179 140H180V139L176 140V141H178L177 143H176L174 140H172L171 143H173V146H175V145L177 146V145H178L179 148H180V146L183 148L184 144H181V145H180V143H181L182 140L180 141V143H179ZM216 140H217V142H216ZM228 140H229V141H228ZM232 140H234V141H232ZM239 140H240V141H239ZM242 140H243V142H244V145L246 144V141H247V142L249 141V142L251 143V144L248 143L249 145L253 146V144H256L257 146L254 145V147H252V149H250L251 146H248V144H246V145L249 147V148H248L249 150H248L247 148H243L244 151H242V153H241L240 148H241V150H242V147H241V146H243V144H242L243 142L241 143ZM1 141H2V142H1ZM89 141H88V142H87V141L84 142V144L89 143ZM128 141H129V140H128ZM197 141H198V142H197ZM230 141H231V142H230ZM235 141H236V142H235ZM252 141H254V142H256V143L253 142V144H252ZM262 141H263V140H262ZM37 142H38V143H37ZM56 142H57V140H56ZM56 142H53V143L51 144L52 147L55 146L54 143H56ZM65 142H66V141H65ZM78 142H79V143H78ZM135 142H136V141H135ZM174 142L176 143L175 145H174ZM188 142H189V143H188ZM205 142H206V143H205ZM207 142H208V143H207ZM209 142H211L212 144H211V143L209 144ZM219 142H220V143H219ZM222 142L224 143V144H223V147L221 146V145H222V144H221ZM229 142H230V143H229ZM232 142H234L235 144H233ZM257 142L261 144V145H260L261 147L258 145ZM33 143H34V145H33ZM35 143H36V144H35ZM59 143L56 144L57 146H55V148H50V151L53 152L52 149H55L56 152H54V153L59 152V151H60V150H58V147H60V145L58 146ZM95 143H96V142H95ZM114 143H115V144H114ZM201 143H203V144H201ZM204 143H205V144H204ZM214 143H215V144L219 143L220 145H219V144L214 145ZM226 143H227V144H226ZM228 143H229L230 146H228ZM231 143H232V145H231ZM76 144H74L75 147H76ZM78 144H79V145H78ZM84 144H82V145H84ZM92 144H91V145H92ZM103 144H104V143H103ZM103 144H102V147H101V148H102V149H105V148H103V147L105 146V144H104V146H103ZM186 144H185V145H186ZM206 144H207V145H206ZM239 144H240V145H239ZM241 144H242V145H241ZM32 145H33V147H32ZM51 145H50V146H51ZM63 145L65 146V144H61V147H60V148L63 149ZM67 145H69V144H67ZM82 145H81V147H80L81 150H83L82 148H84ZM89 145H90V144H88V146H89ZM94 145H95V144H94ZM94 145H92V146H94ZM179 145H180V146H179ZM190 145H191V144H190ZM210 145H212V147H214V148L210 147ZM213 145H214V146H213ZM226 145H227V146H226ZM233 145H235V146H233ZM246 145H245V146H246ZM14 146H15L16 149H14ZM35 146H36V147H35ZM84 146H85V145H84ZM88 146H87V144H86L85 151L83 150L84 153H85V152L88 153V152H89L88 150H91V146H90V147H88ZM96 146H97V144H96L95 147H93V149L91 150L92 152H93L94 148H95V149L97 148ZM117 146H118V145H117ZM136 146L139 147L140 145H136ZM173 146L171 145L172 148H173ZM206 146H207V147L209 146V147L207 148ZM225 146H226V148H225ZM7 147H8V150H7ZM9 147H10L11 149H10ZM12 147H13V149L15 150V154H11L12 151L14 152V150L12 149ZM28 147H30V148H28ZM87 147H88L89 149H87ZM178 147H177V148H178ZM204 147H205V148H204ZM227 147H229V148L232 147V149H229V148H227ZM243 147H244V146H243ZM36 148H37V149H36ZM47 148H48V147H47ZM60 148H59V149H60ZM179 148H178V149H179ZM211 148H212V149H211ZM253 148L256 149V150H254ZM9 149H10V150H9ZM39 149H40V148H39ZM44 149H46V148H44ZM62 149H61V150H62ZM66 149H68V148H67V147H66V148L64 147V149L62 150L63 153H64V152L67 153L68 151H70V150H68V151L66 152ZM86 149H87V150H86ZM137 149H138V151H137ZM174 149H175V147H174ZM203 149H204L205 151H204ZM206 149H207V150H206ZM210 149H211V152L209 151ZM213 149H214V151H212ZM224 149H225V150H224ZM226 149H227V150H226ZM246 149H247V150H246ZM16 150H17V151H16ZM41 150H40V151H41ZM64 150H65V151H64ZM76 150L78 151L79 149H76ZM96 150H97V149H96ZM96 150H94V152H95ZM99 150H100V149H99ZM99 150H97V152H98ZM134 150H135V151H134ZM186 150H187V151H186ZM234 150H235V151H234ZM3 151H4V150H3ZM3 151H2V152H3ZM38 151H39V150H38ZM38 151H37V153H38ZM40 151H39V152H40ZM48 151H49V150H48ZM48 151H46V153H48ZM62 151H60V152L62 153ZM79 151H80V150H79ZM91 151L87 154L88 157H89V156L92 157L91 155H89L90 153L92 154ZM136 151H137V152H136ZM203 151L206 153V156L204 155L205 153H204ZM43 152H45V150H44ZM43 152H40L41 154H39V156H41V155L43 154V155H42V157L44 156L43 158H45V155H49V154H50V153H49V154H46V153L44 154ZM97 152H95V153H97ZM225 152H226V154H225ZM227 152H228L229 154L231 153L230 156L228 155ZM5 153H6V152H5ZM54 153H53V156L50 155L51 158H53V159H54V155H55ZM63 153H62V154H63ZM69 153H70V152H69ZM69 153H68V155H69ZM80 153L82 154V151H81ZM210 153H211V154L213 153V155L217 156V158H218V159H217L218 162H216L217 164L215 163L216 167L213 165V164H214V159H215L216 157L212 155V158H211L212 162H211V160H210L211 154H210ZM214 153H215V154H214ZM220 153H222V154H220ZM232 153H233V154H232ZM25 154H26V155H25ZM34 154H35V153H34ZM51 154H52V153H51ZM57 154H58V153H57ZM59 154H60V153H59ZM93 154H94V153H93ZM148 154H149V153H148ZM190 154H189V155H190ZM193 154H194V153H193ZM207 154H209L210 157H208ZM218 154H219V155H218ZM240 154H241L242 156H241ZM250 154L253 155V156H255L256 159H255V158L253 159V158H252L253 156L250 157V156H251ZM250 154H249L250 156H247L248 159H250V160H249L248 162H246V163L249 164V165H250L249 162H251V164H252V165L248 166L249 169L251 168V166H254L253 163L257 162V161L259 160V158H262V156H263V155L261 156V154H260V156L258 155V157H259V158H258V157L256 156L257 154L255 155L254 152H251ZM9 155L11 156L10 158H9ZM35 155H36V154H35ZM35 155H34V156H35ZM37 155H38V154H37ZM66 155H67V154H66ZM66 155L64 154V155H61V156H66ZM68 155H67V157H68ZM85 155H86V154H83V157H84ZM87 155H86V158H82V159H84L83 161H82V159H81V162H80V160H78V164H79V165L76 164V163H77V159H76L75 153H74V156H73V154H72V155L69 156L68 158H72V157H73V158H75L76 160L73 159V158H72V160H70V159L67 158V159H68L67 161L70 160V161H72L73 163L76 161L74 164H76L75 166H78V167H80V164L83 162L82 164H83L84 166H82V167H80V168H82V169L84 168V170H87L88 172H89V171L92 172L91 170H89V169H92V168H90V167L92 166V167H93L92 170H94V171H93V174H94V175H95V174L97 175V174H98L99 172H101V170H102V167H101L102 164H101V165H99V164L96 165L95 163L92 164L93 162H92L91 160H89L90 158H89V159L87 158ZM142 155H144V156H142ZM231 155H232V156H231ZM234 155L237 157V158H236L237 160H235ZM32 156H33V154H32ZM34 156H33V159L36 161L37 156H36V157H34ZM187 156H188V154L186 155V157H187ZM204 156H205V158H204ZM218 156H219V157H218ZM240 156H241V158H240ZM25 157H24V158H25ZM57 157H58V156H57ZM158 157H159V156H158ZM174 157H175V156H174ZM186 157H183V158L185 159ZM213 157H214V158H213ZM221 157H222V156H221ZM229 157H231V159H230ZM19 158H18V160L21 161L22 158H21V159H19ZM29 158H30V157H29ZM29 158H28V159H29ZM31 158H32V157H31ZM38 158H40V157H38ZM38 158H37V160H38ZM43 158H42V159H43ZM46 158H47V157H46ZM46 158H45V159H46ZM55 158H56V157H55ZM59 158H60V157H59ZM61 158H62V157H61ZM61 158H60V161H61ZM63 158H64V157H63ZM63 158H62V159H63ZM65 158H66V157H65ZM111 158H112L113 161L111 160ZM139 158H140V159H139ZM154 158H155V159H154ZM203 158H204V159H203ZM42 159L40 158V160H38V161H40V162H38L39 164H36V165H34L35 163L30 164V163L33 162L31 159H30L28 162H27L26 160H24V161L27 162V163H29V162L31 161V162L29 163L30 166H29V164H27V167L29 166V167L31 168L33 165L36 166V167H33L31 170H29L30 168L28 167L29 169H28V168L26 169V166H24V164L22 163L21 165H23V168L25 167V169H26V170H29V171H24V169L22 168V166H21L20 164H18L19 166L16 164V162H15V164H16V167L18 166L17 168H19V167H20V169L22 168L23 173L26 174V173L31 172L32 174H30V176L33 175V177H31V178H33L34 180H35V178H36V177H34V176H37L38 173H39V174L42 173L43 176H42V174H41V175H38L37 178H36V181L38 180V177H39V178L41 177L40 180H38V182H39V183H40V182L44 183L43 181L45 180V183H47L48 180L50 181V179H48L47 177L50 176V172H51V171H50V169L47 170V171H49V172H44V171H46V168H47V166H48V163H50L51 160H49L48 158H47L48 160H47V159H46V160H45V159L42 160ZM148 159H147V160H148ZM173 159H174V158H173ZM181 159L184 161V162H183L184 164H183V163L181 164ZM193 159H194V160H193ZM202 159H203V160H202ZM207 159H208L209 162L207 161ZM248 159L246 158L245 161H247ZM11 160H9V162H10ZM18 160H16V161L19 162ZM56 160H57V159H56ZM65 160H66V159H64V161H65ZM73 160H74V161H73ZM145 160H146V159H145ZM145 160H143V161H145ZM179 160H180V162H178ZM185 160H186V159H185ZM261 160H262V162L264 163V161H263L264 158L261 159ZM13 161H14V160H13ZM13 161H12V163H13ZM48 161H49V162H48ZM58 161H59V160L54 161V162H56V163H55L56 165L54 166V168L57 167V165L59 164ZM110 161H111V162H110ZM149 161H148V163H150ZM199 161H200V162H199ZM232 161H231V162H232ZM252 161H253V162H252ZM7 162H8V161H7ZM22 162H23V160H22ZM25 162H24V163H25ZM41 162H42V163H41ZM43 162H44V163H43ZM57 162H58V163H57ZM61 162H62V161H61ZM72 162H71V163H72ZM79 162H80V163H79ZM106 162H108V161H106ZM112 162H113V163H112ZM136 162H137V164H136ZM146 162H147V161H146ZM195 162H196V161H195ZM205 162H206V163H205ZM259 162L262 163L261 161H259ZM19 163H20V162H19ZM46 163H47V166H46ZM52 163H53V160H52V162L50 163V165H51ZM62 163H63V162H62ZM64 163H66V162H64ZM68 163H69V162H68ZM73 163H72V164H73ZM212 163H213V164H212ZM219 163H220V164L222 163V164H223L222 166H223L224 168H223V167H220V164H219ZM226 163L229 164L230 162H226ZM260 163H259V164H260ZM15 164H13V165H15ZM25 164H26V163H25ZM41 164H43V166H42ZM44 164H45V166H44ZM72 164L69 163L70 167H69V165H67V164H64V165H65V167H66V165L69 167L68 170H69L70 172H72V171L70 170V168L73 169V167H74L73 170L76 169V170H75V171H76V175H77V176H78V175L81 176V172H84V171L81 169L82 171L80 170V171H81V172H80V171L78 170V167H75L74 164H73V167H71ZM103 164H104V162H103ZM111 164H110V165H111ZM120 164H119V165H120ZM140 164H143V163H140ZM192 164H193V165H192ZM50 165H49V166H50ZM53 165H54V164H53ZM64 165H62V166H64ZM189 165H190V166H189ZM206 165H207V166H206ZM210 165H211V166H210ZM212 165H213V166H212ZM231 165H232V164H231ZM238 165H240V164L237 163V164H236V167L233 166V167H235V169L232 167V168H233V171H232V169L230 168L231 171H232V172L228 175L230 178H232V177L234 176L235 178L237 177L236 180H238V177H244V176H242L243 173H244V174H245V177H244V178L246 179V176H248V174L250 173V171H253V170H254V173L256 172V174H257L258 170H260V169H258V168H260V167L262 166V165H260V167H258V168H256V167H257V166H256V167H255L256 169L253 168V170H250V171L248 170L249 173H248V172H243V173H242V172H240V171H241L240 166L237 167ZM245 165H246V164H244V166H245ZM255 165H256V164H255ZM10 166H12V164H11ZM49 166H48V168H49ZM60 166H61V164H60ZM60 166H59V167H60ZM111 166H112V165H111ZM133 166H132V167H133ZM217 166H219V167H217ZM246 166H247V165H246ZM258 166H259V165H258ZM40 167H42V169H41ZM59 167H58V168H59ZM112 167H113V166H112ZM122 167H120L122 170H121L120 168H119L118 170H116V171H118L117 173L119 174V176H120V173H119V172H121V174L123 175V174H125V173L128 171V170L123 171L124 169H123ZM126 167H127V168H126ZM134 167H136V166H134ZM192 167H193V168H192ZM209 167H211V169L215 167V168H217V171H216V169L214 168L215 171H214V169H212L214 172H211L212 170H211ZM228 167H229V166H228ZM262 167H264V166H262ZM12 168H15V167L13 166ZM50 168H51V166H50ZM54 168H53V171H55ZM66 168H67V167H66ZM80 168H79V169H80ZM117 168H115V169H117ZM207 168H208V170L210 169L211 171H210V170L208 171ZM222 168H223L224 170H223ZM242 168H243V167H242ZM245 168H246V167H245ZM56 169H57V168H56ZM59 169H60V168H59ZM63 169L66 170L64 167H62V168H61L62 172H63ZM153 169H154V170H153ZM230 169H229L228 171H230ZM262 169H263V172H264V168H262ZM15 170H16V171H19V172H20V175H21L22 177H25L24 174H23V175L21 174V173H22V170H19V169H18V170L15 169ZM171 170H170V171H171ZM188 170H189V171H188ZM221 170H222V171H221ZM234 170H235V171H234ZM57 171H60V170H57ZM57 171H55V172L57 173ZM75 171H74V172H75ZM87 171H86V173H87ZM116 171H115V172H116ZM157 171H159V168L157 169ZM183 171H184V172H183ZM242 171H243V170H242ZM245 171H246V170H245ZM19 172H18V173H19ZM78 172H79V173H78ZM189 172H190V173H189ZM201 172H202V173H201ZM209 172H210V175H211L210 177H209V175H208ZM220 172H221V173H220ZM259 172H261V170H260ZM46 173H47V174L49 173V176L46 175V176H45L46 179H45V178H42V177H44V175H45ZM56 173H54V174H56ZM58 173H59V172H58ZM63 173H64V172H63ZM77 173H78V174H77ZM237 173H238V175H237ZM239 173H240V174H239ZM246 173H248V174H246ZM254 173L251 172V174H254ZM261 173H262V172H261ZM16 174H17V172H14V175H15V176H16ZM51 174H53V172H52ZM60 174H61V173H60ZM73 174H75V173H73ZM127 174H128L127 177H125L126 174H125L123 177L120 176V177L122 178V179L120 178V180H123L124 188L127 186L126 184H129V183H130V184H129L130 186H129L128 188L126 187L127 190L125 189L127 192H130V195H132V196L135 195L136 193L134 194V191L136 192V190H138L137 193L142 194L141 192L144 191L143 193H145V192L148 191V190L145 191L146 189H150V188H151V186H150L151 184L149 185V184L146 182L148 177L145 178L146 176L149 175L148 172H144V176H145V177H143V178L146 179V181L144 180L146 183H145V182H141L140 180L138 181L137 179H136V180L134 179L136 182H135V181L133 182V180H131V181H132V182H131L130 179H131L132 177H131V175H130L128 172H127ZM191 174H192V173H191ZM224 174L227 175L228 173L225 172ZM258 174H259V173H258ZM262 174L264 175V173H262ZM262 174H260L259 177H256V178H257V179H256V182L261 181L262 178H260V177H261ZM26 175H27L26 177L29 176L28 174H26ZM56 175H57V174H56ZM76 175H75V176H76ZM225 175H224V176H225ZM236 175H237V176H236ZM263 175H262V176H263ZM21 176H19L18 179L20 178V180H22V177H21ZM60 176H63V175H59L58 177H60ZM77 176H76V177H77ZM80 176H78V177H80ZM142 176H143V175H142ZM193 176H194V175H193ZM193 176H191V177L193 178ZM195 176H194V178H195ZM231 176H232V177H231ZM251 176H252V175H251ZM251 176H250V178H251ZM254 176H258V175H254ZM254 176H252V178H255ZM26 177H25V178H26ZM50 177H51V176H50ZM53 177H55V175L52 176L51 179H52ZM56 177H57V176H56ZM124 177H125V180H124ZM128 177H129L130 179H127ZM218 177H219V176H218ZM234 177L232 178V180H235ZM263 177H264V176H263ZM15 178H16V177H15ZM15 178H10V180L13 181ZM25 178H24L23 180H25ZM28 178L30 179V181L32 180L30 177H28ZM28 178H26V183H27V179H28ZM61 178H62V177H61ZM139 178H142V177L140 176ZM143 178H142V179H143ZM244 178H243V179H244ZM250 178H249V179H250ZM29 179H28V180H29ZM41 179H44V180H41ZM126 179H127V180H126ZM227 179H229V178H227V176H226V180H227ZM245 179H244V180H245ZM259 179H260V180H259ZM34 180H32V181L34 182ZM63 180H64V179H63ZM118 180H119V179H118ZM207 180H209V182H208ZM216 180H215V181H216ZM220 180H218L217 183H220V182H219ZM229 180L232 181L231 179H229ZM12 181H11V182L9 181V184L11 183V184H10L11 186H9V184H8L7 187H5V188H8V191H12V192H7V190H6V193H4V186H2L3 192H2V189L0 188V189H1L0 193L2 192L1 195H0V199H1V197H3V196H4V197H5V196H6V197L8 196V198L5 197V199H8V202H6V203L11 207V209L14 208L13 210H11L10 207H8L9 210H7V207L3 206V208L5 207L6 209H5V208L2 209V210L0 209V210H1V212H0V215H1V216H0V263L3 264L5 261H13L12 263H16V261L18 260L19 255H22V256H20L21 259H23V258H27V260H26V259H23L24 262L26 261L27 264H32V263H35V262H33L34 260L31 261L30 258H32L34 254H35V255L38 254L37 251H40V250H39L40 247H38V248H36V247H37V246H40V245H37V246H36V245H34L35 243H33L32 245L35 246L34 249H37V250H35V252H34V249L30 251V249H32V247L29 249V248H27V247H29V246H26V245L29 243V241L31 242V240H29V239L27 238V235L29 234V235H28V237H29V236L33 233V231L35 232V229H40L41 226H42V225L40 224V225H39L40 228H39L38 225H36V226L34 225V224H36V223H34L35 221H33V220H35V219L33 218V213L35 212V213H36L35 215L38 214L37 216H41V217H38V218L41 219V221H39L40 219L38 220V223L40 222V223H42L43 225H45L46 227L44 226V227H43V230H44V228H46L47 230H46V229H45V230L48 231V232H46V231L44 230V232H43L42 229H41L42 232L40 231V232H38V233H37V230H36L35 233H36L37 235L34 234V233H33L34 235L32 234V238H33V236H35V238H33V239H35L34 241L36 242V244H38V243L40 242V240H38V239H41V235H40L41 233H42V234L44 233V235H45L46 238H47V236L49 235L48 233H50V232H53V236H55V235L57 236V234L59 233V232H57V231H59V230H60L61 228H63V227H61V224H60V223L58 224L57 221L55 220L56 218H55V216H54V212H58V210H57V211H56V210L53 211L52 209H55V208L48 207V206L44 203L43 206L46 205L47 207H43V206L40 207V208H43V209H44V213L41 214V212H42L43 210H42V209L40 210V209H39V206H37V205H39L40 203H42V202H39V200L41 199V197L44 199L45 194H46V193L49 194V190H47V191H48V192H47L46 189H45V187H44V189H45L44 191H46V193H43L44 191H43V187H42V185H40L39 183H36V182H35L37 185L39 184L42 188H41L39 185H38V187L36 186V187H37V190H36V189H33L34 191L36 190L35 194L32 193V195H30V196H32L33 199L39 197L42 193H43V196H40V199L37 198V199H39L37 202H36L37 199H36L35 201H34L33 199H31V201H30V202H34V203L36 202V204H35V205H31V207H32V209H34V207L37 208V209H35V210H31V208H30V209L26 210V209H27L26 207H27L28 205L25 207L24 204H23L22 208H23V207H24V209L26 208V209H25L26 211H23L24 209L21 210L20 203L17 202V198H15V197H18V199H19V195H18V196H15V197L13 196L14 194H15V195L19 194L17 190H20V189H18L20 186H19V187L17 188V190H16V187H17V185H18V184H17L18 182H16V184H17V185H16V184L14 183L16 180L13 181V182H12ZM18 181H19V180H18ZM30 181H29V182H30ZM51 181H52V180H51ZM55 181H57L56 178H55L54 181L49 182V183H53V182H55ZM58 181H59V180H58ZM58 181H57V183H58ZM60 181H62V179H61ZM126 181H127L128 183L125 184ZM142 181H143V180H142ZM224 181H221V184H220V185H222V184H224V183H227L228 180L225 181V182H224ZM230 181H229V182H230ZM245 181H246V180H245ZM21 182H22V181H21ZM62 182H63V181H62ZM62 182H60V183H59L60 185H58V186H56V187H59V186H60V188L63 189V188L66 186V189H65V188H64V189H65V190H68V189H67V185H66V183H65V186H64V184H62ZM64 182H65V181H64ZM137 182H138V183L140 182V184H138ZM148 182H149V181H148ZM207 182H208V183H207ZM222 182H223V183H222ZM232 182H233V181H232ZM234 182H236V184L238 185L239 180H238V182H237V181H234ZM250 182H252V183L249 185ZM250 182H249V183L247 182L248 184L245 183L246 185H248V186H246V187H250V186H252V185H254V184L256 183V182L253 181V180L250 181ZM254 182H255V183H254ZM262 182H263V181H262ZM26 183H25V185H24V181H23V183H22L23 186L21 185V189H23L22 187H24V186H26V188L30 187V186L27 187L28 184H26ZM35 183H34V184H35ZM45 183H44V184H45ZM141 183H142V184L145 183V185H142V186H141ZM149 183H150V182H149ZM194 183H195V182H194ZM205 183H206V184H205ZM253 183H254V184H253ZM5 184H6V183H5ZM14 184H15V185H14ZM19 184H21L20 181H19ZM30 184H32V183H30ZM61 184L63 185V187H61ZM67 184H68V183H67ZM137 184L140 185V186H138ZM195 184H196V185H195ZM195 184H193V185H194L195 187L198 186L197 189L200 188L199 185H197V183H195ZM241 184H243V183H240V185H241ZM263 184H264V182H263ZM263 184L259 183V185H262V186H263L262 188H264V185H263ZM3 185H4V184H3ZM12 185L14 186V188H12V187H13ZM50 185H51V184H50ZM53 185H56V184H52V186H53ZM136 185H137V186H136ZM210 185H211V184H210ZM224 185H225V184H224ZM227 185H228V184H227ZM230 185H233V184H230ZM230 185H229V186H230ZM256 185H258V183H256ZM5 186H6V185H5ZM31 186H32V185H31ZM45 186H46V185H45ZM47 186H48L49 189L51 188V187L49 186V184H48ZM47 186H46V188H47ZM135 186H136V188H134ZM194 186H192V189H193ZM204 186H203V187H204ZM206 186H205V187H206ZM244 186H245V185H244ZM244 186H240V187H244ZM0 187H1V186H0ZM9 187H10V188H9ZM32 187H33V186H32ZM36 187H35V185H34V188H36ZM137 187H138V188H137ZM140 187H141V188H140ZM152 187H153V185H152ZM195 187H194V188H195ZM201 187H202V186H201ZM205 187H204V189H205ZM209 187H210V186H209ZM231 187H232V186H231ZM231 187H230V188H231ZM234 187H237V186H235V184H234ZM253 187H255V186H253ZM257 187H259V186H257ZM260 187H261V186H260ZM40 188L42 189V191L40 192L41 194L39 193V191H40L39 189H40ZM60 188H59V189H60ZM139 188H140V189H139ZM153 188H154V187H153ZM153 188H152V189H153ZM206 188H207V187H206ZM250 188H252V187H250ZM11 189H12V190H11ZM13 189L15 190V192H14ZM24 189H25V188H24ZM52 189H53V192H50V193L53 194V193H54V190H55V187H53ZM52 189H50V190H52ZM59 189H57V190L59 191V193H58V191H56L57 193L55 192L54 195H55V194H59V197L61 198V196H62V195L64 196L65 194H60V193L63 192V190H61L62 192H60ZM74 189H75V188L70 189L69 191H71V193H72V192H74ZM78 189H79V188H77V189H75V190H78ZM80 189H82L81 186H80ZM80 189H79V190H80ZM135 189H136V190H135ZM152 189H151V190H152ZM200 189H201V188H200ZM202 189H203V188H202ZM202 189H201V190H202ZM238 189H239V186H238ZM240 189H242V188H240ZM254 189H256V188H254ZM25 190H28V189H25ZM72 190H73V191H72ZM79 190H78V193L81 192V190H80V191H79ZM83 190H84V189H83ZM151 190H150V191H151ZM201 190H199V191L202 192ZM205 190H206V189H205ZM205 190H204V191H205ZM227 190L229 191V189H227ZM243 190H244L243 193H244V195H245V190H246V189L244 188ZM250 190H251V189H249V191L247 190V192H248L247 194H248L249 196L251 195V197H252V195H254V194L256 195V193H257V192H256L257 189H256L255 192H254L253 190H251V191H250ZM16 191H17V194H16ZM20 191L24 194V195H20V196H23V197H20V198H22V199L19 200V201L21 202L22 200H24V199L27 197V192H28V191L26 192V191L23 190L24 192H26V194H25L22 190H20ZM20 191H19V192H20ZM150 191H148V193H149ZM154 191L156 192V190H154ZM154 191H153V192H154ZM194 191H195V190H194ZM194 191L192 192V194L194 193ZM199 191H198V192H199ZM232 191H233V187H232ZM236 191L238 192L237 189H236ZM21 192H20V193H21ZM32 192H33V191H32ZM37 192L39 193L38 195H36ZM82 192H83V191H82ZM224 192H227V191H224ZM229 192H230V191H229ZM233 192H235V190H234ZM240 192H241V190H240ZM11 193H13V194H11ZM63 193H64V192H63ZM74 193H76V194L78 195L77 192H74ZM132 193H133V194H132ZM148 193H146V194H148ZM156 193H157V192H156ZM195 193H197V192H195ZM221 193H222V192H221ZM7 194H8V195H7ZM10 194H11L12 196H11ZM48 194H47V195H48ZM52 194H51V196H54V195H52ZM146 194H145V195H146ZM149 194H150V193H149ZM149 194H148V195H149ZM197 194H198V193H197ZM226 194H227V193H226ZM226 194H225V195H226ZM230 194H231V193H229V195H230ZM233 194H234V193H233ZM247 194H246V196H247L248 198H250ZM28 195H29V192H28ZM72 195H73V194H72ZM74 195H75V194H74ZM77 195H76V197H75V196L72 197V198L74 199L73 201H74L75 204H76V202H77V203H80V202H78V201H79L78 198H80V197H78V196H80V195H78V196H77ZM143 195H144V194H143ZM152 195H153V194H152ZM155 195H156V194H155ZM155 195H153V196H155ZM220 195H221V194H220ZM223 195H224V194H223ZM225 195H224V196H225ZM235 195H236V194H235ZM242 195H243V194H242ZM242 195H241V196H242ZM244 195H243V196H244ZM255 195H254L253 197H255ZM35 196H36V197H35ZM49 196H50V194H49ZM63 196H62V197H63ZM146 196H147V195H146ZM149 196H150V195H149ZM192 196H194V195H192ZM226 196H227V195H226ZM231 196H232V195H231ZM231 196H229V198H230ZM32 197H29V196H28V198H32ZM46 197H47V196H46ZM46 197H45V200L48 201V198H50V197H48V198H46ZM70 197H71V195H70ZM232 197H233V196H232ZM232 197H231V198H232ZM247 197L245 198L246 200H248ZM23 198H24V199H23ZM76 198H77V199H76ZM227 198H228V197H227ZM233 198H235V196H234ZM237 198H238V197H237ZM237 198H235V199H237ZM241 198H242V197H241ZM235 199H232L233 201H232V203H230V205H231V204H232V205L234 204L233 206H236L237 203H239L238 201H239L240 198H238L237 200H235ZM1 200H2V199H1ZM1 200H0V206H1ZM3 200H4V198H3ZM32 200H33V201H32ZM45 200H42V201H43V202H47V201H45ZM50 200H51V199H50ZM50 200H49V201H50ZM62 200H63V198L60 199V202H59L60 205H59V206H61L62 204H63V206H64V202H63ZM75 200H76V201H75ZM80 200H81V198H80ZM164 200H166V201H164ZM164 200H163L164 202L162 201V204L159 203V204L157 205V208L155 207V208H153V209H151V210H149V211L147 210V211H145V213L142 212L143 214H140L139 217L136 218V220H138V223H136V224H139V222H140V223H143V224H144L145 222L148 223V224H154L155 222H157V221L162 217L161 215H164V216H165V215H166V212L170 211L171 208H172V206L170 205V204H171V201H169V199H164ZM234 200H235V201H234ZM241 200H242V199H241ZM251 200H253V199L250 198V202L252 203L253 201H251ZM24 201L27 202L26 199H25ZM24 201H23V202H24ZM28 201H29V199H28ZM40 201H41V200H40ZM167 201H168V202H167ZM230 201H231V200H230ZM236 201H237V202H236ZM244 201H245V200H244ZM244 201H242V203H243ZM9 202H10V204H9ZM23 202H22V203H23ZM61 202H62V204H61ZM227 202H228V201H227ZM255 202H256V201H255ZM255 202L252 203V208H251V205H250V210L255 208L254 212H255L256 210H258V209L260 210L259 206H257L258 204H256ZM2 203H3V201H2ZM22 203H21V204H22ZM28 203H29V202H28ZM34 203H32V204H34ZM38 203H39V204H38ZM235 203H236V204H235ZM251 203H249V204H251ZM26 204H27V203H26ZM243 204H245V207H243V206H242V207H243L244 209L247 207V209H245V210H248L249 205H246V202L243 203ZM243 204H242V205H243ZM247 204H248V202H247ZM40 205H41V204H40ZM159 205H160V206H159ZM255 205H256V207H255ZM29 206H30V205H29ZM29 206H28V207H29ZM77 206H78V208H79L80 204H79V205L77 204ZM158 206H159V207H158ZM170 206H171V207H170ZM224 206H225V205H224ZM239 206H241V205H239ZM1 207H2V206H1ZM228 207H230V206H228ZM242 207H241V208H242ZM48 208H49L50 210H52V213H53V216H54V217H53V220L56 221V224L58 225V227L60 226V229H58V230L56 231L57 234H55V235H54V233H56V232H55L54 230H55L57 227L55 228V224L53 223V222H55V221H52V219L48 218V217H51V216H52V213H51L50 210L45 211V210L48 209ZM224 208H225V207H224ZM235 208H236V207H235ZM241 208L239 207V209H238V210H239V213H238V214H240V210H241ZM257 208H258V209H257ZM169 209H170V210H169ZM3 210H4V211H3ZM5 210H6V211H5ZM16 210H18V211H16ZM19 210H20V212H19ZM228 210H230V209H228ZM234 210H235V209H234ZM21 211H22V212H21ZM32 211H33V212H32ZM40 211H41V212H40ZM48 211H50L51 215H49V213H48V214L45 213V212H48ZM72 211H73V210H72ZM72 211H71V212H72ZM223 211H224V210H223ZM236 211H237V210H236ZM236 211H235V212H236ZM242 211H244V210H241V212H242ZM251 211H252V210H251ZM251 211H250V212H251ZM224 212H225V211H224ZM227 212H228V214H229L230 211H227ZM237 212H238V211H237ZM73 213H74V211L72 212V216H73V217H74V215L78 214V212H76L74 215H73ZM164 213H165V214H164ZM221 213H222V212H221ZM221 213L219 214L220 216H218V219H219V217H221V219H222V218H225V219H223V220H221V221H220V219H219V220H218L219 222H218V223L216 222L217 224H216V223H213L215 220H214L213 222L211 221L215 226H214V225H211V224H212L211 222H210V225L213 226V227H215V228H212V227L209 225L212 229L217 230V232H218L219 235L217 236V233L215 234V232H216L215 230H211V228H207V229H209V230H208L209 233L207 232L208 235L211 234V235H209V237H208V238H210V243H209V241H208V240H209L208 238H207L208 240L206 241L207 243H206V242H203V240H202L203 238H201V240H202L201 242H203V244L206 243V244L203 245V246H206V247H208V248H209V247H214L215 245H218V244H219V241H221V242H225L226 239H227L226 241H231V242L234 243V241L231 240L233 237L230 238V237H231V233H232V235H233V233H234V235H235V231H236V233H237V230H239V229L242 230V231L245 230V229H243L245 225H244V226H243V225H240L238 219L236 220L237 222H236L234 219L231 220V218H230V220H229V219H227L226 217H223V216H222V215H225L224 213H223L222 215H221ZM247 213H249V212H247ZM251 213H253V211H252ZM20 214L22 215V217H21ZM44 214H45V216H44ZM160 214H161V215H160ZM228 214H227V215H228ZM19 215H20V216H19ZM46 215H48V216L46 217ZM79 215L81 216L82 214L80 213ZM230 215H231V214H230ZM230 215H229V216H230ZM236 215H237V214H236ZM77 216H78V215H76L75 217H77ZM80 216H79V217H80ZM233 216H235V215H233ZM233 216H232V217H233ZM79 217H78V218H79ZM230 217H231V216H230ZM235 217L237 218V216H235ZM235 217H234V218H235ZM19 218H20V219L22 218V219H21V222H22V223L19 222ZM35 218H37V217H35ZM51 218H52V217H51ZM54 218H55V219H54ZM78 218H75V221H76V219H78ZM83 218H84V216H83ZM157 218H158V219H157ZM17 219H18V220H17ZM31 219H32V220H31ZM71 219H72V218H71ZM73 219H74V218H73ZM156 219H157V220H156ZM24 220H26V221L24 222ZM36 220H37V219H36ZM69 220H70V219H69ZM69 220H67L68 223H69ZM45 221L47 222V225H46V222H45ZM67 221H66V223H67ZM261 221H262L263 224H264V220L261 219ZM261 221H260V222H261ZM18 222L20 223V225H19ZM26 222H27V223H26ZM43 222H45V223H43ZM71 222H72V221H71ZM153 222H154V223H153ZM258 222H259V220H258L257 222H255V224L258 223ZM260 222H259V223H260ZM24 223H25V224H24ZM38 223H37V224H38ZM52 223H53V225H52ZM66 223H65V224H66ZM82 223H83V222H82ZM84 223H85V222H84ZM84 223H83V224H84ZM240 223H241V222H240ZM259 223L257 224L258 227L260 226ZM85 224L88 225V224H89L88 221H87V223H85ZM129 224H130V225H129V226L126 225L125 228H127V226H128V228L130 227L131 229H133V228H132L133 225L131 226V223H129ZM148 224H147V225H148ZM62 225H63V224H62ZM87 225H86L85 227H88V226H89V225H88V226H87ZM257 225H254V226H257ZM261 225H262V224H261ZM66 226H69V225H66ZM114 226H115V225H114ZM134 226H135V225H134ZM136 226H137L138 228L140 227V225H136ZM141 226H142V225H141ZM143 226H146V225L144 224ZM206 226L208 227V224H207V223H206ZM206 226L204 227L205 231L207 230V229H206ZM239 226H243V228H241V227L239 228ZM31 227H32L33 229H32ZM35 227H37V228H35ZM53 227H54L55 229H52ZM85 227H84V228H85ZM137 227H136V228H137ZM263 227H264V226H263ZM18 228H19V230H18ZM21 228H22V229H21ZM34 228H35V229H34ZM65 228H67V227H65ZM119 228H120V229H119ZM119 228H113V229H116V232H117V233H119L120 230H121V232H124L123 230H124L125 228H123V227H121V226H119ZM121 228H123V230H122ZM216 228H217V229H216ZM238 228H239V229H238ZM253 228H254V227H252V229H253ZM107 229H108V228H107ZM113 229H110V230L108 229V230H106V231H110L109 233H111V230H113ZM117 229H119V231H117ZM126 230H127V229H126ZM129 230H130V229H129ZM190 230H191V229H190ZM190 230L188 229V231H190ZM210 230H211V231H210ZM25 231H26V233H25ZM113 231H114L113 233H115V230H113ZM130 231H131V230H130ZM132 231H133V230H132ZM214 231H215V232H214ZM242 231H241V235H244V233L247 232V231H246V232L243 233ZM210 232H211V233H210ZM213 232H214V235H213ZM238 232H239V231H238ZM253 232H254V231H253ZM253 232H252V234H253ZM30 233H31V234H30ZM45 233H47L48 235L45 234ZM109 233H108V234H109ZM169 233H170V232H169ZM207 233L204 234V235H205L204 238L207 236V235H206ZM248 233H249V232L246 233L247 238H248V236H249ZM227 234H229V235H227ZM249 234H251V233H249ZM215 235L217 236V239H216ZM234 235H233V236H234ZM237 235H238V233H237ZM237 235H236V238H237L238 240L236 239V240H237L236 242H237V243L240 242V244H239V243H238V244H239L240 247H242V248L238 247V244H236V243L233 244V243H231V242H230L231 245H230V244H227V246H225L226 243H229V242H225L224 244H221V246L224 245V248L227 247V251H228V248L230 247L228 252H230V251L232 252V251H233V253H236L238 250H240V252H242L241 250L243 249L244 244H243V246H242V245H241V242H242V240L245 241L244 239H246V237L244 238V237L241 236V235H240V236H237ZM254 235H255V234H254ZM38 236H40V238H39ZM42 236H43V235H42ZM49 236H50V235H49ZM51 236H52V235H51ZM56 236H55V239H56ZM202 236H203V235H202ZM210 236H212V238H211ZM228 236H229L230 239H228ZM218 237H219V238H218ZM238 237H241V238H238ZM249 237H250V236H249ZM25 238H27L28 241H25V240H26ZM29 238H31V237H29ZM36 238H37V240L39 241L38 243H37V241H36ZM57 238H58V236H57ZM250 238H251V237H250ZM252 238H255V236H252ZM43 239H45L44 236H43V238H42V243H43ZM49 239H50V238H49ZM51 239H52V238H51ZM53 239H54V238H53ZM219 239H220V240H219ZM234 239H235V237L233 238V240H234ZM239 239H242V240L239 241ZM45 240H46V239H45ZM47 240H48V239H47ZM213 240L216 241V242H214ZM217 240H218V242H217ZM248 240H251V239L248 238ZM248 240H247V241H248ZM253 240H254V239H253ZM24 241H25V243H23ZM57 241H58V240H56V242H57ZM247 241L243 242V243H245V245H246L245 248L250 247L249 245H250L252 242L255 243L256 239H255L254 241L248 243V244L246 243ZM32 242H33V241H32ZM44 242H45V241H44ZM48 242H49V241H48ZM221 242H220V243H221ZM248 242H249V241H248ZM26 243H27V244H26ZM40 243H41V242H40ZM58 243H59V242H58ZM58 243L55 244V242L52 240V242L50 243L51 245H49V247L52 248V250H53L54 246H57ZM216 243H217V244H216ZM30 244H31V243H30ZM48 244H49V243H48ZM54 244H55V245H54ZM207 244H209V245H210V244H211V245H212V244H213V245L215 244V245H214V246H213V245H212V246H209V245H207ZM24 245H25V246H24ZM28 245H29V244H28ZM46 245H47V244H46ZM53 245H54V246H53ZM201 245H202V243H201ZM232 245H233V248H234V249H235V246H234V245H237V248H239V249L236 248L237 250L235 249V251H234V249L232 248V249H233V250H232V249H231V246H232ZM34 246H33V247H34ZM203 246H202V247H203ZM251 246H254V245L251 244ZM24 247H25V249L27 248L26 251H27L28 249H29V252H32V251H33L32 254H31L32 256H29L30 254H29L28 251H27V253H26V251L23 249ZM44 247H45V246H44ZM46 247H47V246H46ZM46 247L44 248L45 250H47ZM49 247H48V249H49ZM202 247H200V249H201ZM206 247H203L204 250H205V249H206V250L208 249V248H206ZM216 247L218 248L219 245L216 246ZM255 247H257V246H255ZM255 247L252 248V250H253V249L255 250ZM261 247H262V246H261ZM261 247H260V248H256V249H258L257 251H259V255H260V256L262 255L261 258H262V260H263V264H264V256H263V255H264V247H262V248H261ZM217 248H216V250H217ZM224 248L221 249L220 251L223 252V251H224ZM20 249H21V250H20ZM212 249L214 250V248H211V250H212ZM230 249H231V250H230ZM248 249H249V248H248ZM22 250H24V252L21 253ZM206 250H205V252H206ZM209 250H210V249H209ZM243 250H244V251H245V250L247 251V249H243ZM252 250H251V251H252ZM18 251H19V252H18ZM49 251H51V250L49 249ZM202 251H203V250H202ZM225 251H226V250H225ZM261 251H262L263 253H262ZM205 252H204V253H205ZM207 252L209 253L208 250H207ZM207 252H206V253H207ZM255 252H256V251H254V254H251V256H252V255L255 256ZM19 253H21V254H19ZM85 253H86V252H85ZM208 253H207V254H208ZM252 253H253V251H252ZM35 255H34V258H35ZM231 255H232V254H231ZM235 255H237V254H235ZM23 256H24V257H23ZM28 256H29L30 258H29ZM207 256H208V255H207ZM209 256H210V254H209ZM209 256H208V257H209ZM251 256H250V257H251ZM22 257H23V258H22ZM20 258H19V261L21 260ZM28 258H29V260H28ZM205 258L207 259V257H205ZM205 258H204L203 260H205ZM209 258H210V257H209ZM252 258H255V257L252 256ZM161 260L164 261V258H163V259H160L158 262H156L157 260H154V259L151 258V260H150V259H147V260H140L139 263H138V262H136V263H137V264H152V263H154V264H161V263H162ZM27 261H28V262H27ZM142 261H143V262H142ZM147 261H148V262H147ZM151 261H152V262H151ZM166 261H167V260H166ZM166 261H165V262H166ZM209 261H210V260H209ZM31 262H32V263H31ZM124 262H125V261H119L118 263L115 262L114 264H125L126 262H125V263H124ZM141 262H142V263H141ZM168 262H169V261H168ZM204 262H206L205 264H211V263H208L207 261H204ZM26 263H24V264H26ZM40 263H41V262H39V261L37 262V264H40ZM169 263H170V262H169ZM41 264H42V263H41ZM43 264H45V263H43ZM47 264H48V263H47ZM74 264H75V263H74ZM76 264H77V263H76ZM78 264H79V263H78ZM80 264H82V263H80ZM126 264H127V263H126ZM163 264H165V263L163 262ZM166 264H167V263H166ZM202 264H203V262H202Z\"/></svg>",
    "mask_w": 264,
    "mask_h": 264
}]
</instances>
